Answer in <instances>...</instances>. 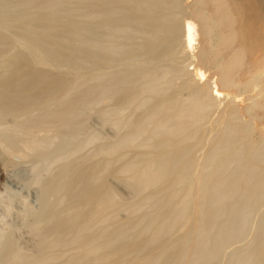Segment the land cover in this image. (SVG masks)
<instances>
[{
  "label": "bare ground",
  "instance_id": "bare-ground-1",
  "mask_svg": "<svg viewBox=\"0 0 264 264\" xmlns=\"http://www.w3.org/2000/svg\"><path fill=\"white\" fill-rule=\"evenodd\" d=\"M23 1L20 0L21 3ZM25 1H24V3H25ZM27 1H28L29 4L30 3H33L32 0H27ZM27 1H26V3H27ZM29 1H31V2H29ZM34 1L35 2L33 3V5L38 0L37 1L34 0ZM39 1H38V3H39ZM62 1L63 0H58V1L55 0L56 3H54V1H51V0H48V1H45L44 0V4L42 3L43 1L42 2L40 1V3H42V4H40V3L38 4L37 3V5L36 4L35 5L37 7H39V8H40L39 5H42V6L44 5V7L41 6V8L43 10L40 9V11H39L38 8L36 10H38L41 13L43 11V13H44L45 11L48 12L49 10H50V12H53L59 6H60L59 7L60 9L61 8L64 9V7H66L69 4V2H67L68 4L64 5V1H63V3H62L64 5V7H63L62 4L59 5V3H61ZM66 1H68V0H66ZM79 1L81 2V0H79ZM87 1H90V0H86L85 3ZM119 1H121V2H118V3L122 4V7L120 6L119 8L125 9V10H122L125 13H127V12L136 13V12H139L140 11L139 13L142 12L143 15H138V16L139 17L142 16L143 17V18L141 17L142 19H144V17L149 18V19L152 16L153 17L149 21L150 23L151 22L152 23L150 25H148V27L146 25L145 28H144V26H142V27L139 26V23H140L139 20H141V19H139V17H138L139 20L135 18L137 22L133 21L134 23H131L130 24L131 27L134 28L133 29L134 31L131 30L134 33H132L129 30V29H132L131 27L130 28L128 27L130 25L127 24L128 25L127 26V29L129 30V32H128V30H126V26H125V28H123L124 29L123 30V29H120V26L121 25L117 24L118 27H119V29H120V31L122 30V32H123L122 33V32H120L118 30V32H119L118 33L117 32V29L118 28L115 25V27H116L115 29H116V32L118 34H120V35L122 34L121 36H123L125 34L124 32H127V33H129V35L130 34L132 35V40L135 38V35L136 36H139L140 35L141 37H144V39H140L141 38L140 37L138 41L145 40V38H147V39H150L151 38L150 41L146 39L147 41H145V42L147 44L143 43V44H145L144 46H146L145 49H147V47H148V49H150V48L152 49V50L150 49L151 51L157 49L158 46H160V45H158V43H156L157 40L158 41L160 40L161 46L163 45L165 47V49H167L166 46L164 45V43L165 44H166V42L168 44H169V42L174 43V42H177V40H179L182 37L184 39V41H185L186 48H184L182 51H180V53L182 52L183 54H185L184 61L187 62V64L189 65L190 68H191V66L193 67L192 69H189L188 70V67H187L188 65H187L186 66V69L184 68V70H186V75H185L186 78H185V80L181 84L180 88L176 92H174L173 95L171 94L172 96H169L168 95L169 97L168 96L165 97V99L163 100V104L164 105L162 104L160 106L162 109L159 108V107H157V111L158 112H154L153 113V111H152L153 114L147 116L146 119L144 118L145 116H143V120L141 119L142 122H140L141 124L139 123L140 125L138 124V126H137L138 128L136 127L137 128L136 129V132H134L133 135L129 133L130 136L126 138L127 139L126 141L125 140H122V143H124V145H123L124 148L123 149H127L126 147H129V149H127L126 151L131 150L130 148H134L133 149V152H135V151H138L139 152V150L141 148L140 151H142L143 154H144L145 146L143 147V149H144V151H143L142 144L144 145V144L147 143L145 139H147V138L148 139H151L150 141H148V139H147V141H148L147 144H149V146H150L151 141L154 144L157 143V142H155V140L153 141V139H156V138L157 139H160V138H162L161 136H163V141H162V139L161 140H158V144H160L159 141H162L161 144L159 145V147H160L161 150H159L158 145H156L158 147V149H156L157 147H153L154 144L152 146L153 148H151V146H150L151 149H154V148L156 149L154 151H157L158 152V150H159V152H161V153H162V149L167 152L168 149L171 148L172 145H175V144H176L177 147H179L180 144L183 145L184 143L185 144L186 143L187 144L188 143H192V141L194 139H196V136H197L198 132H200V130L202 128H204L211 121V119L218 112V110L220 109V107L222 105H225L224 104L225 102H226V105L223 106L224 107L223 110L220 109V111H219L220 114L218 113L219 114L218 120L217 121H213V122H215V125H213L214 128L211 130L212 132H210L211 133V139H210V141H208L207 144H202V145H201V143L198 144L199 142H201V140L199 142H197V144H198L197 146L198 147H199V145H201L202 147L205 148L204 151L207 150L206 148L209 149V151L207 150L208 151L207 152L208 154L205 157H202V159L199 158L197 160V158H196L198 156L197 155V156H195L196 159L193 156H189V158L191 159V161L190 160H187L186 159V158H188L187 157L188 156L187 154H189V152L191 150L190 147H188L189 150L186 149L187 146L184 147L185 150H183V148L180 150L181 147H179L178 150H173V149H175L174 147H176V146H174L171 149L173 151H176V154L174 152V155L173 156H170V155H172V154H170L169 157H168V156H166V152H165V155H164V151H163V154L162 155H164V156H162L160 154L161 157L158 156V158L154 157L153 156L154 154H151L152 156L148 158V156H149L148 154L149 153L148 152L147 153L145 152L148 156L146 155V157H145V154H144V157H142L144 159H141V155H142L141 152H139L140 153V158H139V157H136L139 154H137V153L134 154L133 152H131V151L129 152L128 151V153L131 156L136 155V156H133V157L137 158V160L140 159L142 161L143 160L146 161V158H148V159H150L152 157L154 158V160L152 159L153 161L151 160L150 162L147 159L148 161H146V164L143 165V166H142V164H144L145 162L143 163V162L140 161V163H141V168H140V166L138 165L139 164L138 161L135 160V158H132L130 155L128 156V154H127V152L125 150H124V152H126V153H120L122 151H118L119 154H121L122 157H125V156H126V158H127V156L129 157L128 158L129 159V163L125 162V163H127V164H125V166L127 165V167L124 166L125 169L127 170V172L129 170L131 171L132 169L135 170L134 168H136L137 171L140 170L138 172L135 170L137 172V175H136V173L133 174L132 176L130 175L132 178H133V176L135 177L134 179H132V181L134 180L132 183L134 185L136 184L135 186L137 188L134 186L138 190V191H136V193H137V195L139 197L141 196V199L140 200H138L137 202L134 201L135 204H133L134 202L133 203H130L131 204L130 207H128L130 205L129 203H128L129 205L126 204L127 207H128V209H130L131 213H130V211L128 209L125 208L126 207L125 204H124L125 205L124 206V205H122L123 203L121 204V201L120 202L117 201V200H119V197L117 198V196H115L117 194H115L114 191L113 192H114L115 195L113 194L112 191H109V190H111V188H109V187H108L109 190L108 189L102 190V187L103 186L101 185L102 186L101 187V190L102 191L99 190V192H97L96 194L95 193L93 194V192H92V195L90 197H89V194H88L87 195V197L89 198L88 202H86L87 200L86 201L83 200L84 198L81 199L79 197V195H77L78 192L76 190L77 193L74 192L73 195L75 197L77 195V197H79V199H75L74 196H73L74 197L73 199L79 201V202H77V205H78L77 207L80 209L82 202H84V203L86 202L85 203L86 205L84 204L85 205L84 208H83L84 205L82 206V208H83L82 210H77L78 208L76 209V207H74L72 205L76 209V210H74L72 208L73 209L72 211H77L76 215L73 214L75 212H71L69 210L71 212V213L70 212L69 213L70 214H73V215L70 216L68 214V218H66L67 216H64L66 218V220L68 219V220H72V221H69L68 222L64 218H62L63 220H62V222H61L62 224H61L59 221L61 219L60 216H62L63 214L60 215L59 217L57 215V217L60 218V219H58V218H56V219H58L57 221L61 225H60L59 228L57 227V229H55L56 227H54V231L56 230L55 233L52 232V233H54L53 234L54 235V237H53L54 242L51 241L50 242V245L52 244V247L53 248H55V247L58 248L59 246L62 248V245L63 244L66 245V243H69L67 245V247L68 246H71V248H73L72 249L73 251L71 249L70 250L73 253H74V250L76 249V250H79V254L82 252L83 254H86V256H87V253L88 254L90 252L92 253V251L94 250L95 245H97V244H98L97 245L98 247H101L102 248V246H103V248H104L103 250H105V248H106L105 244L111 243L110 241L115 242V241L119 240V238H121L120 240H123L121 236H124V238H125L126 237V234L127 235L129 234V233H126V231H125L126 229L123 230V226H121L122 225V221H121V224H120V222L118 223V220H117L119 218L118 217V214H121L120 213L121 211H126V212L129 211L131 218H129L128 220H130V219H132V216H134V214L136 215L135 217H137V213L144 206V208L141 211L143 213V211L145 210V208L148 207V204H149L150 207H151V205L153 206V210H156L157 208H155V207H157L158 204L160 205V202L157 201L158 204L156 205L155 199L156 200H160L162 197L165 199V195L164 196H161V198L158 197V195L159 194L162 195V193L164 192V190H166L165 192H167L169 190L171 191V189H165V186L163 184L165 180L167 181L169 179V182L171 180H173V182H174L173 183L171 181V184L173 183L174 185L172 184V185H169V186H168V184H170V183L168 181L165 182L166 185H167V187H169V188L174 187L175 189H176V187L177 188L179 187L181 189V187L183 185L185 186V184L187 182V179L190 176H192L193 174H195V173H193V174L190 175L189 173H191L193 171L194 172L196 171L197 176L195 177L193 175L195 177V183H194V185H192L191 183H189L188 185H191V187L189 186L190 189L187 190L188 193L187 192H185L186 194L184 193L186 197L188 196L185 199L190 198V196L193 197V205L192 206L194 207V210L190 206L191 207V213H190V215H187V213L189 214L190 210L188 208L189 205L188 206H185V205H187V202L190 203V201H191L192 198L189 201L186 200L187 202L182 199L183 201H185V203H184L185 205L183 207L184 209L178 208L179 209L178 212L177 213L174 212L175 214L172 215V217H170V215L168 217V215L166 214L167 215L166 218H169L170 219V220L169 219L166 220V222L164 220V222L167 225V227H169L168 231H167L166 228H165V231L162 230L164 228V226H166V225L163 224L164 222H163V219L161 218L162 219V222H163V223L162 222L161 223L164 226L162 228L161 227L162 225L160 226V224H159L160 227H158V228L159 229L161 228V230L163 231L162 232L160 230L161 233H163L162 235H164V232L166 233L165 235H167V233L170 232V230H172V228L170 229V226L172 224H169L170 225L169 226L168 225L169 222L170 223L173 222V225H174V222H176L177 220L180 221L179 219H181V218L183 220L184 219L183 217H185V216H188V221H189V223H188L189 225H187V226H189L188 229L185 226V224H184V226L186 228L185 229L182 228L183 229V232H185V233H183L184 236H182L183 234L181 233L182 234L181 235L182 238L180 237L181 241L178 242L179 238L175 239L177 237V235L174 238V240H177L178 245L176 246V243H177L176 242V243H173V245L175 244V246L172 247V240L173 239L171 240V243H168V245L170 247H172V249H174V247H175V251H174L175 253H174V255H172L173 254V251H172V253L170 252L172 258L169 257V261H171L170 259H172V261L169 263L168 259H166L168 257V255H169V253H166L165 251L164 252L166 254H164V255H167V254L168 255H167V257L164 256V258L168 262L163 261L164 259L162 261L165 262V263H169V264H207L209 262L210 263L211 262L213 263V261H216L214 259H216L217 256L219 254H221V252L223 254V251H225L227 249V247H229V246L231 247L232 245H235L234 242H236L235 241L236 239L238 240V237L239 236H243V235H241L242 234V230L244 231V233H246V236L245 237H247V232H249V231L243 229L244 228L243 223H244V221H247L246 218H249L250 219V220H248L249 223H252L254 221L252 219V217H254V215L252 217L251 216L248 217L247 214L248 215L249 214H253L254 213V210H256V209L253 210V208H256L259 204L260 205H263L261 203L264 200V0H163V2L165 4H163L162 1H161V3L163 4V7L164 8H162V6H161V9L160 10H157V11H154L155 9H157V7L154 8L153 3H152V6L153 7H149L151 5H149L148 2L147 3L146 2H143V0H119ZM150 1L151 0H149V3H150ZM152 1H154V0H152ZM3 2L1 1L0 7H3L5 9V7L7 5H10L9 6L10 8H11L12 5L14 7L15 4L18 3V0L16 2L15 1H11L13 3L15 2V4L11 3V4H7L6 6H2V3ZM8 2L6 0V2L4 4H6ZM70 2H72V0ZM83 2H84V0H82V3ZM24 3H22V5L25 6L26 3L25 4ZM28 3L26 5H28ZM85 3H84V5H87V7L91 5V4L88 5L89 2L87 4H85ZM92 3H93V1H92ZM95 3H96V1H95ZM118 3L115 2V0H108V1H106V0H97V3H96V5H97L96 7L97 8H94V9H95V11L97 10L100 15H103L104 14L103 17L109 16L110 18H112L110 15L111 14H114V13L112 12V10H110V8L112 6L118 7V5H119ZM46 4L47 5L48 4H52V5L58 4V5L55 6L54 9L52 8V6L48 5V9L49 10H46L45 9ZM75 4H77V3H75ZM155 4H157V6L160 5L159 3H157V1H155ZM22 5L20 4V6H22ZM69 5H71L72 7H75L74 3H71ZM80 5L81 4H79V7L78 6H76V7L79 8V9H80V7L82 8V6H80ZM92 5H94V4H92ZM145 5H149L148 6L149 8L147 6L145 7ZM36 6H34V7H36ZM13 7L11 9L13 11H16L14 13H17L18 4L14 7L15 9H13ZM28 7L29 6H27V7L25 6L24 9H27ZM32 7L33 6H30L29 8H31V10H32L33 9ZM3 8H0V9L3 10ZM22 8L23 7H21V9ZM29 8L27 10V12L29 14L31 12H32L31 13L32 15H33L34 12H36V13L39 14V12L36 11L35 9H33L31 11V10H29ZM70 8L71 7H68V10L67 11H69ZM159 8H160V6H159ZM8 9L9 8L7 6V9L6 10L7 11H9V10L11 11V9H9V10ZM65 9H67V7ZM88 9L93 12V14H92L91 11L89 12V14L91 13L92 14L91 16L93 17L94 14H95L94 13V10H93V6H92V9H90V7H88ZM6 10H4V11L7 12ZM120 10L118 12L119 13L118 14L119 17H121V16L123 18H124V16L126 17L125 13L123 15L121 13V15H120V12H122ZM25 11L26 10H24L23 12H25ZM59 11L61 12V10H57L56 13H59ZM67 11L64 10V12H67ZM113 11H114V9H113ZM47 12H45V14ZM106 12H108L109 15ZM153 12L154 13L156 12V13L153 14ZM21 13H22V11H21ZM21 13H19V14H21ZM105 13H106V15H105ZM7 14H9V12ZM129 14L127 16L128 18L131 15V14L130 15ZM17 15L15 14V16H17ZM32 15L30 17H32ZM87 15H86V17H87ZM95 15H96L95 16V19L96 18L99 19L97 17L98 14H95ZM100 15H99V17H100ZM114 15L117 16V14H114ZM22 16H26V15L23 14ZM40 16H42V15L40 14ZM18 17H20V15ZM35 17H37V15ZM92 17L90 19H92ZM22 18H24V17H22ZM131 18H133V17H131ZM70 19H72V18H70ZM103 19H105L103 23H106L105 21L106 20L108 21L109 18H107V19L106 18H102L100 20L103 21ZM124 19H126V18H124ZM73 20H76V19H73ZM85 20H87V19H85ZM92 20H94V19H92ZM100 20H99V22H97L98 20L97 21L94 20V21H96L97 23H100L101 22ZM144 20L143 21L145 23H148V21H146V19H144ZM76 21H78V20H76ZM79 21H82V20H79ZM113 21L114 20L112 19V23H113ZM143 21H142V25H143ZM85 22H87V21H85ZM108 22L106 24H108ZM122 22H124V21H122ZM173 22L174 23L177 22L176 23V26H174V23ZM74 23H76V22L74 21ZM126 23H128V22H126ZM129 23H130V20H129ZM170 23L173 24V26L171 25V27H174V28L171 29L168 32L169 28H168V25L167 24H170ZM84 24H86V23H84ZM113 24H115V22ZM34 25H37V24L35 23ZM110 25H111V23H110ZM123 25H122V27H124ZM76 26H78V25H75L74 27H76ZM88 26L90 27V25H88ZM55 27H56V25H55ZM136 27H137V29H135ZM140 27L143 28V29H146L147 31L150 29L149 33L151 32V34H152L153 37L150 36L151 34H148L147 35L148 37H147L146 34L148 32L144 33V35L146 37L143 34H141V31H139V30H142V29H140ZM42 28H44V27H42ZM52 28H53V26H52ZM105 28H106L107 32L108 31H111L113 29V28H108V27H105ZM89 29L91 31V27ZM94 29L96 30V27L95 28L93 27V30ZM109 29H111V30H109ZM52 30L53 29H51V31ZM84 30H82V31H84ZM97 30H96L97 32H96L95 35H98V32L101 30L100 26L97 27ZM137 30L140 33H137L136 34L135 32H138ZM48 31H49V29H48ZM74 32H77V31L74 30ZM84 32H86V31H84ZM84 32H82V33H84ZM93 32L95 33V31H93ZM114 32H115V30H114ZM142 32H144V31L142 30ZM41 33H42V31H41ZM68 33H67V35H68ZM78 33H79V31H78ZM94 33H92V34H94ZM102 33L103 32H101V34ZM69 34L71 36L70 35H68V36H70L71 38H73L72 36H74V35H72V34H74V33H69ZM111 34L114 36L116 33L115 34L114 33H110V35ZM76 35H78V34H76ZM76 35H75V38H76ZM85 35H87V33L86 34L84 33V36ZM88 35H87V37H88ZM112 35L110 37H112ZM129 35L127 34V36H126V38L128 40H130L129 38H131V36L128 37ZM2 36H4V35H2ZM2 36L0 37V39H1L0 40V43L1 42H4L2 40ZM28 36H30V35H28ZM68 36H66V37H68ZM80 36H82V35H80ZM80 36H78V37L81 39ZM106 36L109 37V34L108 35L106 34ZM116 37H113V38H116ZM118 37H120V36H118ZM157 37H158V39H157ZM63 38H65V37L63 36ZM86 38H84L85 39L84 41L87 40ZM92 38L94 39V37H92ZM154 38H155V40H154ZM80 39H79L77 45L79 43L80 44L83 43V41H82L83 39H81V40ZM61 40H62V38H61ZM96 40H98V38ZM99 40H100V38H99ZM115 40H118V39L116 38ZM152 40H154V41H152ZM133 41H135V39ZM133 41H129V42H133ZM138 41H136V42H138ZM101 42H103V40H101ZM101 42L99 41L100 44L99 45H96L95 47L100 46L99 47V48H101L100 52L101 53H104L106 49L103 50L104 52H102V49H103V47L106 48V46H103L102 47L101 44H103V43H101ZM196 42H197V47L195 46V43ZM88 43H90V41H88ZM172 43H170V44H171V46L173 48L170 46V47H168V49L169 48H172L174 50L176 45L173 46ZM4 44H5V42H4ZM93 44H94V41H93L92 44L90 43L91 46ZM95 44H98V41ZM84 45H85L84 43H83V46H82V44L80 45L82 49H83V47L86 46V45L85 46ZM90 45L88 44V46H86L85 48L91 47ZM134 45H133V47H135ZM137 45H138V43H137ZM142 45H141V49L145 50L143 48L144 46H142ZM177 45H179V44H177ZM40 46H42V45H40ZM161 46H160V49H161ZM11 47H12V45H11ZM11 47H8V49H10ZM121 47H124L123 46V42H122V46ZM121 47H120V44H119L118 49H115L114 50V53L117 54L116 50L125 49V47L124 48H121ZM194 47H196V49H198L196 53L194 52V49H195ZM3 48L5 49V46L4 45H3ZM4 49H2L1 51L3 52ZM89 49H86V50L90 51ZM141 49L140 48L139 49L138 48L137 49L135 48V50L136 51L138 50V52ZM172 49L171 50L169 49V50L172 52ZM94 50H96V49H94ZM108 50H110V51L108 52L106 50L107 53H111L110 55L113 56L114 55V54H112L113 51L111 52L112 49L109 48ZM130 50H131V48H130ZM157 50H155L156 53L158 52ZM46 51L48 52V50H46ZM98 51H99V49H98ZM124 51H122V52L124 53ZM131 51L133 52L134 50H131ZM49 52H51V51H49ZM63 52H64V50H63ZM95 52L93 51V53H95ZM100 52H96V53H100ZM126 52L124 53L125 55L127 54ZM138 52H136V53H138ZM142 53H145L146 54L147 52L144 51ZM154 53L151 56H154ZM116 54H115L116 57H119V55L120 56L122 55L121 54V51H120V54H118V55H116ZM139 54H141V53L140 52L138 53V55H137V57L139 56L138 58H142L141 56L144 55V54L143 55H139ZM160 54L164 55L163 53H160ZM48 55H47V57H48ZM74 55L76 56V54H74ZM99 55L98 56L96 55V56L99 57ZM128 55H126V56H128ZM156 55H159V53H157ZM162 55H159V56H162ZM132 56L135 57V54L132 55ZM51 57H50V59H51ZM56 57H57V55H56ZM69 57L71 58V56H69ZM93 57H94V55H93ZM157 57H155L156 60H157ZM61 58H59V60ZM78 58H80V57H76V59H78ZM89 58L90 59H95L96 57H94V58L89 57ZM151 58H150V60H151ZM159 58L160 57H158V59ZM26 59H28V58H26ZM65 59H64V61H65ZM103 59H106L107 60V58H105V57ZM72 60H73V58H72ZM82 60H83V58H82ZM100 60H101V58H100ZM106 60L104 62H106ZM75 61H77V60H75ZM60 62L62 63V61H60ZM71 62H70V65H71ZM14 63H15V65L17 64L16 62H14ZM26 63H27V61H26ZM84 63H85V61H84ZM93 63L96 64V61L93 62ZM76 64H78V63H76ZM86 64L91 65L90 63H87V62H86ZM19 65L17 64L16 69H18V68L20 69V67H18ZM28 65H29V63H28ZM22 66H23V64H21L20 71H17L15 73V75H13V73H9V74H12V76H13L11 80H10V78H5L6 76L4 77L5 79L10 80V81H9L8 84H6V82L5 83L3 82L6 86H4L2 88V90H0V112H3V113L5 112L4 110L6 108H3V107H7V109H10L11 110V111H8L7 110V112H5V113H10V112H12V110L17 109L16 111L18 113H20V114L24 113L25 114V115L24 114L23 115H20V116H22V118L23 117L25 118V116H29V117L32 116V113L30 112L31 111L30 109L32 107H37V109L40 112H41V110L39 108H41L42 110H44V108H45L44 112L43 111L41 112V113H43V114H41V117L38 115L39 116V119L38 118L36 119V117H35V119H36L35 120L34 117H32L35 120V121H32L33 119L31 120L30 119L31 117L30 118L27 117L28 119H30L28 121H30V122L32 121L31 123L28 122V121H25L26 119H24L23 121H25V124H23L24 122H22V123L19 122V124L21 123L22 124L21 126H24V125H26V124L29 123L28 124V126H29L28 127V131H30L29 130V128H30V129L34 130L33 132H37V131L42 132L41 133L42 135H43V130H46L47 129V133H48L49 130L61 128L64 125L67 126L68 120L71 121V123L69 122L68 126L65 127V128H69L70 129L72 127L71 128L72 130L75 129L76 127L75 128H73V127L76 126L77 123H76V125H74V122H77L79 119H78V117H76V119H78V120L77 121L74 120L75 118L73 117V114H74L75 111L77 113L79 107L82 108L81 105H83V104L86 103V102H84L85 101L84 97L86 98L87 95L85 96L84 94H87V93L84 92V91L80 92L79 91V88H78L79 86L76 85V86H78L77 87L78 90H77V88H76V90L79 91L80 93L77 92L76 90H73V88H71L74 91V93H75V94H72L73 91L70 90V87L69 86L67 87V85H68V84H66L67 82L66 83L62 82L61 78H59V77H53V75H52V77H48V76H40V77H37L38 74L34 75L35 73L33 74L32 71H31L32 73L29 72L24 66L23 67ZM163 67H165V66H163ZM176 67H178V66H176ZM36 69L39 70V68H36ZM36 69H35V71L37 72ZM179 69L175 68V66H172V68L169 67V68H163V69H161V71L158 70V72H161L160 74L158 73L159 75H157V71L156 70H155L156 71L155 72L156 75H153V72H152V76L148 73L149 74V77H148V74H146V76H147L146 78H149L150 79L148 85L150 83L153 84L154 82H158L156 84H158L159 86L157 85V88H156V84L155 83L152 86L151 85L147 86V81L149 79L148 80L147 79L143 80L144 78H142V80L144 82L147 80L145 82L146 85H145V83L143 84V85L147 86V88L145 86H144V88L147 90L148 88L149 89H152V87H154V91L152 89L151 91H153V92L151 94H155V95L157 94L156 97H158L159 94H162V93L165 94L166 91L163 89L165 85L164 86L162 85L163 86V88H162V86L160 87V83L159 82L160 81L161 82L164 81V83L166 82L168 85L171 84L172 82H175L174 81V79H175L174 77L177 74H178L177 75L178 76L177 78H179L181 74H185L182 71L183 70V67L181 68V71L182 72ZM142 70L141 71L138 70V72H140V73L145 72V71H142ZM147 70L148 69H146V72H147ZM41 71L42 70L40 69V72ZM43 71H45V70H43ZM135 72H133V75H134ZM179 73H180V75H179ZM42 74H44V73H42ZM130 75H131V73H130ZM135 75L137 76V78H138L137 80L139 82L140 81L142 82V80H141V77L142 76L145 77V75H141L140 80H139L138 74L136 73ZM119 76L120 75H118V77ZM127 76H129V75H127ZM127 76L125 75V78H123L124 77V75H123V77H122L123 80L126 79ZM106 77H108V76L106 75ZM129 77L134 78L133 76H129ZM98 78L99 79H96V80L98 82H100V77H98ZM104 78H105V76H104ZM109 78L111 80H113V81H111V84H113L112 82L117 81L119 83V85L122 86L121 85L122 83L119 82L118 79L115 80L116 79L115 77L112 76V78L111 77H109ZM121 79L119 78V80H121ZM37 80H39V81H37ZM102 80L103 79H101V82H102ZM104 81H105V79H104ZM128 81L127 82L126 81H123V82H126V84H127ZM131 81H129V83H128V88H129L130 84L132 86L133 83L139 85L138 82L136 83L133 80L134 82L132 83ZM151 81H153V83ZM19 83H20V85H21V83L25 84V87L22 90L19 89L20 88V86H18ZM75 83H73V84H75ZM105 83H107V84L109 83V85H110V82L109 81L108 82L106 81ZM0 84H1V82H0ZM73 84H71V87H73ZM92 84L94 85V83L91 82V85ZM79 85H80V87L83 88L86 84L84 86H81L82 84H79ZM102 85L101 86L99 85V87L100 88L103 87ZM105 85L106 84H104V87L103 88L106 89L107 88L106 86H108V85H106V86ZM114 85H115V83H114ZM168 85H167L168 88L166 86L165 87L167 89L170 88L172 90V88L170 87V85L169 86ZM17 86H18V89H17ZM55 86H57V88H58V86H60V91L59 90H56V91H59L60 92L58 98L55 96V99H57V101H55V103L57 102L56 109H50V108L53 107V106L52 107L50 106V104H53L52 103L53 100L51 101L49 99L47 101V102H49L48 103L49 105L48 104L46 105L48 107H44L43 102L40 103L41 102V99H42L40 97H42L44 94L46 96V94H47V96L49 95L48 98H52L53 92L56 93L55 92V89H57ZM111 86L114 87L113 88L114 90L112 89V87H110L109 93L111 92V90H112V93H113V91H116V89L118 90V93H119L120 90L115 87L116 85L115 86L111 85ZM135 86L133 85L132 87L135 88ZM140 86H142V84ZM140 86L137 87V90L140 89ZM89 87L90 88H93V89H90L91 91L94 90V86L93 87L89 86ZM96 87H98V86H96ZM123 88L125 89V88H127V86L126 87H123ZM123 88L120 87V89L122 91H123ZM133 88L129 89L128 92L126 93V95L123 92H122V94L119 93L121 95L124 94L123 97H122V98H124V100L123 101L122 100H119L120 101L119 104H122L121 105L122 108H120V107L118 108V106H120V105L116 102L118 104V106H117V108L115 107V109L113 111L114 112V115L119 114L121 116V114H122V113L119 112V110H117V112H116L117 114H116L115 113L116 109H120V110L122 109L121 111L123 112V114L126 115L125 111L128 110V107L129 106H131V102H132V104H134L136 102V101H134V99L136 97L135 94L138 95L139 92H140V90L141 91L143 90V94L146 93L145 92L146 90L144 91V88L138 90L139 91V92L137 91L138 93H136V90L133 89ZM158 88L159 89L162 88V90H156ZM99 89H98V91L100 92ZM80 90H81V88H80ZM95 90H96V88H95ZM104 90H103V92H104ZM107 90L108 89H106V93L108 95L107 96L105 95V96L108 97V98H110L111 96L109 95V93L107 92ZM173 91H175V90H173ZM94 93L96 94V92H94ZM141 93L142 92H140V95H142L144 98H146L145 100H147V97H148L146 95L147 93L145 95H143ZM76 94H78V96ZM95 94H93V97L94 96L96 97L97 94L96 95ZM99 94L102 95V96H104L102 94V90H101V92ZM114 95H116V94H114ZM121 95H119V96H121ZM148 95H150L149 92H148ZM116 96H118V95H116ZM142 96H138V97H142ZM154 96H151V97H153V99H154L155 98ZM98 97L99 96L97 95V101L98 102L100 101V103H101L102 100H104V98L100 97L99 98L100 100H98ZM112 97L114 98L113 95H112ZM88 98H89V95H88ZM88 98H87V100L89 101ZM144 98H142L141 102L143 101ZM45 100H47V99L45 98ZM93 100L90 99V101H91V102L89 101L90 104L92 103ZM109 100H111V99H109ZM160 100H162V99H160ZM94 101H93L94 105L97 106L98 105V102L95 103ZM106 101H107V99H106ZM147 101H149V99ZM93 103L91 105H93ZM142 103L145 104V103H148V102L145 101V102H142ZM154 104H156V103H154ZM140 105H141L140 103L139 104L137 103V106L138 107ZM55 106H56V104H55ZM84 106H86V105H84ZM95 106H93V107H95ZM145 106H147V105H143V107H145ZM155 106H157V105H155ZM87 107L90 108L89 106H87ZM87 107H84V108L87 109ZM18 108L21 109V110H24V111H20V110L18 111ZM140 108H142V107H140ZM2 109H4V110H2ZM123 109H126V110L123 111ZM135 109H138V108H135ZM159 109H161V110L159 111ZM154 110H155V108H154ZM79 111H80V109H79ZM79 111H78V113H79ZM134 111L135 110H133L132 112H134ZM81 112H83V109H82ZM5 113H4V115H5ZM18 113H17V115H19ZM13 114H14V111L12 112V115ZM15 114H16V112H15ZM17 115H15V116L17 117ZM35 115H36V113H35ZM79 115H81V113H79ZM119 115H117L118 118H119ZM6 116H7V114H6ZM33 116H34V114H33ZM70 118H73V119L70 120ZM20 120H21V118L18 119V120H15V121L17 122V121H20ZM122 121H124V119ZM120 122H117V123L120 124ZM213 122H212V124H213ZM17 125H18V123L16 124V126ZM70 125H71V127H70ZM12 126H13V124H12ZM12 126L10 125L9 127H11V128L8 127V129H10V130L13 129L14 130L16 128L15 126H13V128H12ZM6 127L7 126H4L3 128L5 129ZM19 128H21V127L19 126L18 129ZM23 128H22L23 131H25V126ZM4 129H2V130H4ZM8 129H7V131H10ZM66 130H68V129H66ZM72 130L71 131L70 130L69 131H66V132H69V133H67V134H69L67 136H66L65 131L62 130V132L65 133V135L61 132V134L63 135V137L62 136H60V137L62 139L64 137H66L65 139H68L67 138L68 136L69 137L70 136L72 137V135H73ZM209 130H210V128H209ZM5 131L6 130H4V132ZM20 131H21V129L19 130V132ZM53 131H55V130H53ZM57 131H58V133H55V135L60 133V130H57ZM25 132L27 133V131H25ZM31 132L32 131H30V133L28 132V134H31L32 135ZM70 132L72 133V135H71ZM201 132H203V131H201ZM207 133H209V132H207ZM207 133H206V135H208ZM37 134H38V132H37ZM37 134L35 133L36 137H37ZM31 135H29V137H32ZM38 135H40V133ZM59 135H58V137H59ZM201 135L199 137H201ZM25 136H26L25 138L27 139L28 138V135L25 134ZM127 136H128V134H127ZM143 136H145V139L143 138ZM158 136H159V138H158ZM71 137L69 138V140L71 139ZM199 137H197V139H200ZM206 137H204V138H206ZM41 138L39 139V141H40V143L38 145L39 148H41L40 146H44V143L42 144ZM139 138L145 140L146 143H144V141L141 140L143 142V143L141 142L142 143L141 144L140 141H139ZM204 138H203V142H204ZM29 139H31V138H29ZM32 139H33V137H32ZM32 139L30 141H32ZM34 139H33V141H34ZM30 141H27V142L30 143L28 145H33L34 143L32 142V144H31ZM137 141H139V142H137ZM205 141H206V139H205ZM27 142H26L25 146L27 145ZM122 143L120 142L119 145L117 143V145L116 146L114 145V147H112V148L114 149L115 147H118V149H119V147H121L120 144H122ZM139 143H140V146H141V147L139 146L140 148L137 147V145H136V144H139ZM134 145L137 148H139V150H137ZM194 146H196V144L195 145L193 144V147H191L192 150L194 149ZM197 146H196V148H198ZM26 147H29V146H26ZM177 147H176V149H177ZM30 148H31V146H30ZM112 148H110L109 150H111ZM147 148H149V147L146 145V149ZM150 148L147 149V150L150 151L151 150ZM1 149H2V147H1ZM113 149H112V151H109V152L107 150V153L108 154H106V151H104V152L101 151V152H99L100 154H98V155L100 156L101 153L103 152L104 157L113 156V154L115 155V152H116V149L117 148L115 150H113ZM171 149H169V150H171ZM32 150H33V147H32ZM34 150H35V148H34ZM1 151H3V150H1ZM6 151L8 152V149ZM173 151L171 153H173ZM195 151H197V150H195ZM195 151L193 150V151H191V153L192 152H195ZM112 152H113V154H112ZM168 152H170V151H168ZM3 154H5V150H4V153ZM6 154L9 155L8 153H6ZM103 154H102V156H103ZM122 154H125V156L122 155ZM157 154H155V156H157ZM205 154H206V152H205ZM116 155H118L117 152H116ZM118 156H120V155H118ZM130 157H131L132 160L130 159ZM191 157H193L194 159H192ZM219 158L222 159L221 160V164L218 163V162L217 163L214 162L213 163V166L214 165L217 166V164H219L220 166H218L217 168H214V170L212 168L213 171H210L211 173L208 171L209 172L208 173L207 172V169L205 170L204 167L207 164H209L210 162H213L214 160L215 161H218ZM130 161H133L134 163L137 162L136 165L138 167L133 162H131L132 164H130ZM75 168H77V166H75ZM75 168L72 171L73 174L70 171L72 175H74V172L77 170ZM99 168H100V166H99ZM206 168H208V167H206ZM103 169L104 168L99 169L101 175H105L106 172H108V171L103 172V171L106 170V169L105 170H103ZM67 170H69V169H67ZM101 170H103V171H101ZM120 170H122V169H120ZM203 170H205L206 172L203 171ZM124 171L125 170L123 169V172ZM66 172H65V176H67V179L68 180L66 179V177H64L63 179H65V182H66V180L69 181L68 176L69 177H72V175H69ZM70 172L68 171V173H70ZM102 172H103V174H102ZM119 172H120V174L123 173L121 171H119ZM81 173H83V172H80L79 175H82ZM83 174H85V173H83ZM100 174L98 176V173H97V175H96V176H98V179L97 180H99V177H101ZM77 176L78 175H76V177ZM130 176H129L128 181L131 178ZM80 177H78V178L80 179ZM83 177H84V175H83ZM84 178L81 177L80 180L82 181V179H84ZM86 178L88 179V177H86ZM89 178H90V176H89ZM191 178L192 177H190L189 179H191ZM207 178L210 179V182L208 183L207 187H205V186L203 187L204 180L209 181ZM73 179H74V182H77L75 180V178H73ZM101 179L102 178H100V181H101ZM189 179H188L189 182H192V181L194 182V180H193L194 178L191 179V181ZM85 181L87 182V180H85ZM102 181H101V183H102ZM161 181H163V183ZM207 181H205V182L207 183ZM74 182H73V184H74ZM86 182L85 183L84 182L83 183H80L79 182L80 186H79V184L78 185L76 183L75 184L77 185V187L82 188V189L78 188L82 192L83 191V187H85V186H83L84 184L86 185V187L89 186V184L87 185ZM88 182H89V180H88ZM129 182H131V180ZM158 182H161L162 183V185H161L162 187L164 186V188H163L164 190H161V191H163L162 193H160V191H157L158 186H160V184H161V183L159 184ZM81 184H83L82 185L83 187H81ZM106 184H105V186H106ZM188 185L185 186V187L186 188H189ZM105 186H104V188H107ZM90 187H92V186H89L87 188H90ZM154 187L157 188L156 189V192L154 190ZM160 187H159L158 190L162 189V187L161 188ZM185 187H182V188H184L183 190H185ZM73 188H76V187H73ZM179 188H178V191L180 190ZM151 189H153L155 193L159 192V194L157 193L158 195L153 192L156 195V197L159 198V199L156 198L155 195H154V198H155V199H153L154 201H150L153 204H150V202L148 201L150 199L152 200V197H151L152 196L151 195L152 192H151V194H148V193H150L149 191ZM92 190H94V189L92 188ZM193 190L194 191H197L196 192L197 193L196 197L193 196V194L191 195V193H192L191 191H193ZM72 191H75V189L74 190L72 189ZM84 191H86V190H84ZM94 191H96V190H94ZM180 191H182V189ZM180 191L178 192L179 195L181 193ZM81 192H79L80 195L83 194V192H82V194H81ZM175 192H176V190H174V195L168 196V198H171L170 200H171V203L172 204L170 203V200L167 198V195L168 194H166V199H167V201L169 200L168 203L171 206L172 205H175V204H179L178 202L175 203V201L177 200V198H180V197L184 196V195H182L180 197L179 196L174 197V196L177 195V192H176V195H175ZM89 193H91V191ZM172 193H173V190L171 191L170 194H172ZM85 194H87V193H85ZM174 198H176V200ZM80 200H81V203H80ZM172 200H175V201L172 202ZM147 201H148V203H147ZM183 201H180V205L183 203ZM69 203H70V201H69ZM74 203H75L74 205H76V202L75 201H74ZM78 203H80V204H78ZM166 203L167 202L164 201V205H166ZM173 203H175V204H173ZM191 203H190V205H191ZM120 204H121L122 207L120 206ZM169 204H167V205H169ZM79 205H80V207H79ZM180 205H177V206L180 207ZM161 206H163V205H161ZM161 206H159V207H161ZM225 206H227L226 207L227 210H225V208H224ZM165 207L167 208V206H165ZM260 207H259L261 209L260 211H263L264 206H263V209H262V206H260ZM168 208L169 209H172V210L174 208V211H175V208L176 207L174 206V207L170 208L168 206ZM147 209H146L145 213L148 212ZM249 209H251V210L249 211ZM187 210H188V212H187ZM192 210H193V212H192ZM258 210H257V212H260ZM82 213H85L86 214V218H85L86 220H85V222L83 221V219L81 220ZM142 213H141V218L139 216L140 215V213H139V215H138L139 218H133L129 222L127 220L128 223H126L125 225H126V227L129 228V230L134 229L135 230L134 232H136V229H138V228H139V230H142V233H140L141 231L138 230V233H140L139 236H142L143 232L146 231V233H144V235L146 236L147 234H149V231H148L149 229L148 228L151 227V226L149 225V227L147 228L148 230L143 231V229H142V228H144L143 226H145V225L148 226V223H146L144 221V219L145 220L146 219H149V217H148L149 215L148 216H145L144 215L145 213L144 214H142ZM142 215H144V217ZM225 215H227V216H225ZM69 217H72V218L74 217V218L73 219L72 218L70 219ZM158 217H159V215H158ZM158 217H156V220H158ZM160 217H162V214H161ZM160 217H159V219H160ZM225 217L226 218H228V217L231 218V220H230L229 223H231V221L233 220V218H234V220L236 218L237 219V220H235L236 224H234V225L229 224ZM163 218H165V217L163 216ZM153 219H150V222H152ZM52 220H53V218H52ZM64 220L67 222V224H66V222ZM251 220H253V221H251ZM141 221H144V223H146V224L145 225H142L141 224ZM153 221H154L153 223L158 222V221L155 222V220H153ZM186 221H187V219L185 220V223H187ZM58 222L55 223V224H57V226H59ZM82 222H84V223H82ZM150 222H149V224H150ZM153 223H152V225H153ZM158 223H160V222H158ZM179 223H181V222H179ZM118 224H120V228L122 227L121 229L120 228H118V229L117 228L112 229L113 230L112 233H114V231H115V233H114V235L116 234L115 236H117V234H118L117 237L120 236L119 238L116 237V240H115V236L113 234H112V236H114V237H110L111 232L109 233L108 230L110 228L115 227V225H118ZM259 224L262 225L261 223H259ZM140 225L142 226V228L140 227ZM176 225H177V223L174 226H176ZM230 225H231V228L229 227ZM153 226H155V224ZM94 227L98 228V230L95 231V232L92 231V230H94ZM255 227H257V226H255ZM96 228H95V230H96ZM155 228L153 229V231L155 230ZM247 228L249 229V227H247ZM260 228L262 230L260 232L261 235H259V236L257 235V237L259 239L255 236L258 239V241L256 239L257 243L252 246L253 242H252L251 239H249V241H246L248 243L246 244V242H245L246 245L244 244L245 245L244 247H246L247 245L248 246L250 245L252 247H248L247 246V249H245V248L242 247L243 250L245 249V251L244 252H240L238 254H236L234 252L236 255L233 258L232 257H229L230 260H231L229 262V264H252L253 262H258L259 264H264V225H263V228L262 227H260ZM255 230H257V229L255 228ZM73 231H75L74 232L75 235H74ZM156 231H158V233H155ZM156 231L154 232L155 234L153 232L151 233L152 234V237L150 236L151 239L152 238H155V235H158L159 234L160 231L158 229ZM245 231H247V232H245ZM127 232H132V231H127ZM181 232H182V230H181ZM108 233L110 235H108ZM257 234H259V232ZM71 235H72V237H71ZM136 235H137V232H136ZM179 235H180V233H179ZM69 236L72 239H70ZM129 236H130V234H129ZM160 236H161V234L158 235V236H156V238L153 239L154 241H150L151 239H149V243H150L149 246L151 245L152 242L155 243V240L159 241L158 239L161 238ZM106 237L107 238H110L109 239V242H106V243L104 242V244H103L102 243L103 241H108V240H106L107 239ZM136 237H135V239H136ZM112 238H114V241L112 240ZM240 238H243V237H239V239ZM53 239L51 238V240H53ZM138 239L140 240L142 238L139 237ZM144 240H146V241H144ZM49 241H50V239H49ZM132 241H130V242H132ZM141 241L147 242V239L143 238V240H141ZM134 242H135V240H134ZM134 242H132V243H134ZM141 243H143V242H141ZM166 243H167V241L164 244L166 245ZM140 244L137 245V246H140ZM48 245H49V243H48ZM127 245L128 244H126V246ZM130 245H132V244L129 243V246L127 248H126V246H124V248H126V249H125V251H124V249H122L123 252L118 250L119 252H121V254H118L117 253V254H115L116 256L112 254V256L110 255V256L107 257L105 255L106 257H103V258L100 257V259L103 262V263L102 262L101 263L102 264H113L114 261L117 260V261H119V263L122 262L124 264L123 261H126V260L128 261V259H129V256L128 255H130V254L132 255V253H134V250L136 251V249H137V248L134 249ZM134 245H135V243H134ZM154 245L155 244H153V248L151 247L152 251H150V252H155L156 250L159 249L157 247H154ZM163 245H161L162 246L161 248H163ZM168 245H166L167 248L169 247ZM141 246H142V244H141ZM143 246H145V244ZM63 247H65V246H63ZM166 247H164V248H166ZM50 248H51V246H50ZM63 249L65 251H68L69 250V249H66V248H62V250H60L62 253L58 250L60 252L59 253L57 251V249L55 248L56 252H58V253L54 257L56 258V256H58V254H59V256H61L64 253ZM153 249H155V251H153ZM170 249L171 248H169V250ZM48 250H49V248H48ZM55 250L52 249V252L51 253H53V251H55ZM98 250H101V249H98ZM114 250L115 249H113V251ZM149 250H150V248H149ZM150 252L148 254H152ZM164 252L161 251V252H159L157 254L164 253ZM73 253H71V255ZM75 253H76V251H75ZM77 253L75 254L76 257H78ZM94 253H96V254L98 253L97 249L94 250ZM83 254H82V256H83ZM102 254H103V252H102ZM90 255H92V254H90ZM153 255L155 256V258H154ZM153 255H151V256H153L154 260H156V258H157L156 256L157 255H155V254H153ZM62 256H64L63 259L64 258H67V260H68V257H69L68 255H67L68 257H65V255H62ZM82 256L79 259H82L83 258ZM102 256H104V255H102ZM158 256H159V258H161L160 255H158ZM161 256H163V254ZM72 257L73 256H71V258H69V262H71V263H73L72 261L75 260V259H72ZM55 258L52 259V260H55ZM58 258L59 257H57V259ZM61 259H62V257H61ZM63 259H62V261H63ZM100 259L99 260L97 259L96 261L99 263V261H101ZM145 259H147V258H145ZM82 261H84V259ZM96 261L93 262V264H97ZM142 261H144L142 264H151L152 263V260L150 261V259L149 260H142ZM64 262H66L65 259H64ZM69 262H66V263L68 264ZM75 262H78V261L76 260ZM158 262H160L159 259H158L157 263ZM80 263H81V261L79 262V264ZM84 263L86 264L87 262H84ZM140 263H141V261H140ZM157 263H155V264H157ZM87 264H90V262L87 263ZM91 264H92V262H91ZM160 264H162V262H160Z\"/></svg>",
  "mask_w": 264,
  "mask_h": 264
},
{
  "label": "rangeland",
  "instance_id": "rangeland-1",
  "mask_svg": "<svg viewBox=\"0 0 264 264\" xmlns=\"http://www.w3.org/2000/svg\"><path fill=\"white\" fill-rule=\"evenodd\" d=\"M1 1L3 2L2 3V6H6L7 4H11V3H13V2H11V1H17V0H7V2L8 3H6V4H4L5 2H6V0H0V3H1ZM23 1V0H22ZM25 1V0H24ZM24 1L22 2V3H24ZM27 1V0H26ZM26 1H25V3H26ZM33 1V3L35 2L34 0H32ZM37 1V0H36ZM39 1V0H38ZM38 1L35 3L36 5H37V3H38ZM43 4H44V0H40ZM40 1H39V3H40ZM45 1H48V0H45ZM51 1H54V3H56L55 2V0H51ZM58 1V0H57ZM63 1H64V5H66V4H68L67 2H69V4H71V3H74V5H75V7H72L71 5H67L66 7H67V9H65L66 7H64V5L62 4L63 3ZM61 3H59V5L60 4H62L63 5V7H64V9L63 8H59V7H57L56 9L57 10H61V12L59 11V13H56V9L53 11V12H50V10L48 9V5H50V6H52V8L54 9V7L55 6H57L58 4H55V5H52V4H46V6H45V9L46 10H49L48 12L47 11H45V12H47L46 14H45V12L43 13V9L41 8V6L42 5H39L40 6V8L39 7H37L35 4L33 5V3H28V1H27V3H28V5H26L25 3V6L27 7V6H33L32 8L33 9H37L38 8V10L40 11V9H42L41 11H42V13L41 12H39L38 10H36V11H38L39 12V14L38 13H36V12H34L33 13V15L31 14L32 12V10H31V8H29V10H31L30 12V14L27 12V10H28V8L27 9H24L25 8V6L24 5H22V3L20 2V0H18V9H17V13H14V12H16V11H13L11 8L13 7V5L11 6V8L9 7L10 5H7L8 6V8L9 9H11V11L9 10V11H7L6 9H7V6L5 7V9L3 8V7H0V8H3V10H1L0 12L2 13H0V35L2 36V35H4V36H2V40L5 42V44H4V42H1L0 43V51L2 50V49H4L3 48V45L5 46V49L3 50V52L1 51L0 52V82H1V84H0V90H2V88L4 87V86H6L4 83L6 82V84H8L9 83V81L12 79V74H9V73H13V75H15V73L17 72V71H20V69H21V64H23V66L29 71V72H33V74L34 75H36V74H38V76L37 77H40V76H48V77H52V75H53V77H59V78H61V80H62V82H64V83H66V84H68L67 85V87L69 86L70 87V90H72L71 88H73V90H76V88L78 87L79 88V91L80 92H82V91H84V92H86L87 94H84L85 96L87 95V97L85 98L84 97V99H85V101L84 102H86L85 104H83V105H81V107L82 108H80L79 107V109H80V111H79V109H78V111H79V113H81V115H79V113H78V111H77V113H76V111L74 112V114H73V117L75 118L74 120H78L77 122H74V125H76V123H77V125L76 126H74L73 128H75V129H71L72 127H71V125H70V129L69 128H65V127H67L68 126V124H69V122L71 123V121H69L68 120V124H67V126L66 125H64L63 127H61V128H57V129H53V130H55V131H53V130H49L48 131V133H47V129L46 130H43V135L41 134L42 132H39V131H37L38 132V134L40 133V135H38L37 134V132H33L34 130H32V129H30L29 128V130L30 131H32L31 133H32V135L31 134H28V132L30 133V131H28V124H26V125H24L25 126V131H27V133L25 132V131H23V127L24 126H21L22 124V122H24L23 124H25V121H28V120H32L33 118L32 117H34V119H35V117H36V119L38 118L39 119V116L41 117V114H43V113H41L42 111L44 112V110H45V108H44V110H42L41 108H39L40 110H41V112L37 109V107H32L30 110V112L32 113V116H25V118L23 117L22 118V116H20V115H23L24 113H22V114H20V113H18L16 110L17 109H15V110H12V112L14 111V114L12 115V112H10V113H5V112H7V110L8 111H11L10 109H7V107H3V108H6L5 110L4 109H2V110H4L5 112V115H4V113L3 112H0V264H65L66 262H69V258H71V256H73L72 257V259H75L74 261H72L73 263H71V262H69L68 264H79V262L81 261V263L80 264H85L84 262H87V263H89L90 262V264H91V262H92V264H93V262H95L97 259L99 260L100 259V257L101 258H103V257H108V256H112V254L113 255H115V254H121V252H119V251H122V249H124V251H125V249L129 246V243L130 244H132V245H130V246H132L134 249H136V251L134 250V253H132V255L130 254V255H128L129 256V259H128V261L126 260V261H123L124 262V264H142L144 261H142V260H149L150 259V261L152 260V263L153 264H155V263H157V261H158V259H159V261L160 262H162V264H164L165 262H168L169 261V257H171V253H172V251H173V254L172 255H174V251H175V247H174V249H172V247L173 246H175V244L173 245V243H176L177 242V240H174V238L176 237V235H177V237L175 238V239H177V238H179V240H178V242L179 241H181V239H180V237L182 238V236H184V234L183 233H185V232H183V229H185L186 227H187V229H188V227L189 226H187V225H189L188 223H189V221H188V216H185V217H183L185 220L187 219V223H185V220L183 219L182 220V218L181 219H179L180 221H176V222H174V225L177 223V227L176 226H174L173 225V222H169L168 223V225L169 224H172L171 226H170V229L172 228V230H170V232H168L167 233V235H165L166 233L164 232V235H162L163 233H161V231L163 230V231H165V228L167 229V231H168V229H169V227H167V225L165 224V222H166V220H168L169 218H166L167 217V215H168V217H169V215H170V217H172V215H174L175 213H177L178 212V208H181V209H184L183 207H184V203H185V201L187 200V201H189L191 198V201H190V203H191V205H190V203L189 202H187V205H185V206H188V208H189V210H190V212H189V214L187 213V215H190V213H191V207L193 208V210H194V207L192 206L193 205V197H191L190 196V198H188V199H185V198H187L186 196H185V192H187L188 193V191L187 190H189L190 189V187H191V185H188L189 183H191L192 185H194V183H195V177L197 176V174H196V171L194 172L193 170V172H191V173H189L190 175L191 174H193V173H195V174H193L192 176H190V177H192L191 179H193L194 180V182L192 183V182H189L188 181V179L190 178H188L187 179V182H186V184L188 185V187L189 188H186L185 186H187L186 184H185V186L183 185H181L182 187H185V190H183L184 188H182L181 186V189H182V191H180L181 193H180V195H179V191H178V188L176 187V189L174 188V187H172V188H169V187H167V185H166V183L165 182H169V179L166 181H164V183H163V181H161L163 184H164V186H165V189H171V191L173 190V193L172 194H170L171 193V191L169 192V191H167V192H165L166 190H164L163 188H164V186L162 187L161 185H162V183L161 182H158L159 184H160V186L162 187V189H160V190H158L159 189V187L160 186H158V189L157 188H155L154 187V190H155V192H156V189H157V191H160V193H162L163 191H161V190H164V192L162 193V195H160L159 194V192H157V193H155L154 192V190L153 189H151L149 192L150 193H148V194H151V192H152V200L150 199V200H148L149 202L150 201H154L153 199H155L154 198V195L155 194H157L158 195V197H160L161 198V196H164L165 195V199L163 198H161L160 200H156L155 199V203H156V205L158 204V202H160V205L158 204L157 205V207H155V208H157L156 210H153V206L151 205V207L149 206V204H148V209L147 208H145V210L143 211V213L141 212L142 211V209L144 208V206L142 207V209L137 213V217H135L136 215L134 214V216H132V219L133 218H139V216H140V218H141V213L142 214H144L145 213V211H146V209H147V211L148 212H146L144 215L145 216H148L149 217V219H144V221L146 222V223H148V226L147 225H145L146 223H144V221H141V224L142 225H145V226H143L144 228H142V226L140 225V227L143 229V231H145V230H148L149 231V234H147L146 236L144 235V233H146V231L145 232H143V234H142V236H139L140 235V233H142V230H139V228L138 229H136V232H137V235H136V232H134L135 230L134 229H131V230H129V228L128 227H126V223H128L130 220H132V219H130V220H128L129 218H131L130 217V213H131V211H130V209H128V207H130L131 206V204L130 203H133L134 201L135 202H137L138 200H140L141 199V196L139 197L138 195H137V193H136V191H138L136 188V184L134 185L132 182L134 181H132V179H134L135 177L133 176V178L131 177L133 174H135L136 173V175H137V172L138 171H140V170H136V168H134L135 170H129L128 172H127V170L125 169V167H127V165L125 166V164H127V163H129V153H128V151L130 152H133V149L134 148H130L131 150H128V151H126L127 149H129V147H126L127 149H123L124 148V143H122V140H127L126 138L127 137H129L130 135H129V133L130 134H134V132H136V129L138 128L137 126H138V124L140 123V122H142V120H143V116H145L144 118L146 119V117L147 116H149V115H151V114H153L154 112H158L157 111V107H159V108H161L160 106L163 104V100L165 99V97H167L168 95L169 96H172L173 94H174V92H176L179 88H180V86H181V84L183 83V81L185 80V75H186V70H184V68L186 69V66L188 65L187 64V62H185L184 61V56H185V54H183L182 52L180 53V51H182L184 48H186V45H185V41H184V39L181 37L179 40H177V42H174V43H172V42H169V44L170 43H172V45L173 46H175V49L173 50L172 48V46H171V44L169 45L167 42H166V44L164 43V45L166 46V48L168 49V47H172V48H169L170 50L172 49V52L168 49H165V47L162 45L161 46V42H160V40L158 41L157 40V42L156 43H158V45H160L161 46V49H160V46H158V50L157 49H155V50H157L158 52L157 53H159V55H162V54H160V53H163L164 55H162V56H159V55H156L157 53H156V51L155 50H153V51H151L150 49H148V47H147V49H145V47L146 46H144L145 44H147L145 41H147V40H149L150 41V39H147V38H145V40H142V41H138L139 40V38L141 37L140 35L139 36H136L135 35V41H133L132 40V35L130 34L129 35V33H127V32H124L125 34V36L123 35V36H121L120 34H118L119 32H118V30L120 31V29H123V28H125V26H126V30H128L127 29V26L128 25H130L131 23H134L133 21H135V22H137L136 21V19H138V15H143V13L141 12V13H139V12H136V13H133V12H127V13H125V12H123L122 10H125V9H123V8H119L120 6L122 7V4H120V3H118V2H121V1H117V0H115V2H117L119 5H118V7H114V6H112L111 8H110V10H112V12L114 13V14H117V16H115L114 14H111L110 16L112 17V18H110L109 16H106V17H103L104 16V14L103 15H100L99 13H98V11L96 12L95 11V9L94 8H97L96 6V3H97V0H95L96 1V3H95V1L94 0H92L93 1V3H92V1L90 0V1H87L86 3H85V1L86 0H84V2L82 3V0H81V2L79 1V0H72V2H70L69 0L68 1H66V0H63ZM74 1V2H73ZM106 1H108V0H106ZM152 1V0H151ZM150 1V3H149V0L147 1V0H143V2H148V4L149 5H151V6H149V5H145V7L147 6H149V7H153L152 6V3H153V5H154V8L155 7H157V9H155L154 11H157V10H160L161 9V6H162V8H164L163 7V4H165L164 2H163V0H154V1H152L151 2ZM155 1H157V3H159L160 5V8H159V6H157V4H155ZM161 1H162V3H161ZM15 2L13 3V4H15ZM29 2H31V1H29ZM50 2V1H49ZM48 2V3H49ZM89 2V3H88ZM22 5V6H20V4ZM38 3V4H39ZM42 3H40V4H42ZM47 3V2H46ZM75 3H79V4H81L80 6H82V8L80 7V9L79 8H77L76 6H78L79 7V4L77 5V4H75ZM84 3L85 4H87L88 3V5H92V4H94V5H92L93 6V10H94V13L95 14H98V18L99 19H95V14H94V16L92 17L91 15L93 14V12L91 11V10H89L88 9V7H90V9H92V6L90 5V6H88L87 7V5H84ZM17 4H15V6L17 5ZM145 4V3H144ZM73 5V6H74ZM156 5V6H155ZM14 6V7H15ZM34 6H36V7H34ZM87 8H86V7ZM13 7V9H15ZM21 7H23L22 9H21ZM42 7H44V5L42 6ZM68 7H71L70 9H69V11H67L68 10ZM148 7V8H149ZM119 8V9H118ZM153 8V9H154ZM113 9H114V11H113ZM121 9V10H120ZM4 10H6L7 12H5ZM20 12H19V11ZM24 10H26L25 12H23ZM52 10V9H51ZM64 10L65 11H67V12H64ZM119 10L120 11H122V12H120V15H121V13H122V15L125 13V15H126V17L124 16V18H126V19H124L122 16L121 17H119ZM21 11H22V13L24 14V15H26V16H22L23 14L21 13ZM92 12V14L90 13L89 14V12ZM9 12V14H7ZM11 12V13H10ZM14 15H13V14ZM19 13H21V14H19ZM36 13V14H35ZM106 13H108V12H106ZM106 13H105V15H106ZM132 15H130V14ZM156 13V12H155ZM154 12H153V14H155ZM15 14L17 15V16H15ZM29 14V15H28ZM40 14L43 16H40ZM44 14V15H43ZM88 14V15H87ZM128 14L130 15V17L128 18L127 16H128ZM20 15V17H18ZM32 15V17H30ZM37 15V17H35ZM86 15H87V17H86ZM99 15H100V17H99ZM108 15H109V13H108ZM113 15V16H112ZM13 16V17H12ZM115 16V17H114ZM150 16V15H149ZM22 17H24V18H22ZM34 17V18H33ZM42 17V18H41ZM85 17V18H84ZM92 17V19H94V20H98L97 22H99V20L100 19H102V18H109L108 19V21L106 20L105 22L107 23L108 22V24H106V23H103L104 22V20L105 19H103V21L102 20H100L101 22L100 23H97L96 21H94V20H92V19H90ZM118 17V18H117ZM131 17H133V18H131ZM142 16H140L139 17V19H141L142 21L144 20V19H146V21H148V23H145L144 21H143V25H142V21L141 20H139V22L141 23H139V26H144V28L146 27V25H147V27H148V25H150L151 23L149 22L150 21V19L153 17H151L150 19L149 18H146V17H144V19H142L141 18ZM70 18H72V19H70ZM136 18V19H135ZM17 19V20H16ZM31 19V20H30ZM33 19V20H32ZM73 19H76V20H78V21H76V20H73ZM85 19H87V20H85ZM112 19L114 20L113 21V23L115 22V24H113L112 23ZM132 19V20H131ZM148 19V20H147ZM43 20V21H42ZM45 20V21H44ZM73 20V21H72ZM79 20H82V21H79ZM129 20H130V23H129ZM20 23H19V22ZM23 21V22H22ZM48 21V22H47ZM74 21L76 22V23H74ZM85 21H87V22H85ZM91 23H90V22ZM122 21H124V22H122ZM128 22V23H126V22ZM25 22V23H24ZM44 22V23H43ZM23 23V24H22ZM37 24V25H34V24ZM47 23V24H46ZM49 23V24H48ZM84 23H86V24H84ZM88 23V24H87ZM90 23V24H89ZM93 23V24H92ZM96 23V24H95ZM110 23H111V25H110ZM126 25H125V24ZM174 23V22H173ZM177 23V22H176ZM176 23H174V26H176ZM117 24H119V25H121L120 26V29H119V27H118V25ZM124 24V25H123ZM128 24V25H127ZM17 25V26H16ZM50 25V26H49ZM55 25H56V27H55ZM68 25V26H67ZM75 25H78V26H76V27H74ZM88 25H90V27H91V31H90V27L88 26ZM107 25V26H106ZM113 25V26H112ZM115 25L117 26V32H116V27H115ZM122 25L124 26V27H122ZM134 25V24H133ZM132 25V26H133ZM168 25V28H169V30H168V32L171 30V29H173L174 27H171V25L173 26V24H167ZM34 26V27H33ZM44 27V28H42V27ZM52 26H53V28H52ZM100 26V28H101V30L98 32V35H95L96 34V32L99 30H97V27H99ZM110 26V27H109ZM39 27V28H38ZM47 27V28H46ZM51 27V28H50ZM73 27V28H72ZM87 27V28H86ZM93 27L95 28L96 27V30L94 29L93 30ZM105 27H108V28H113L112 30L111 29H109V30H111V31H108L107 32V30H106V28ZM122 27V28H121ZM129 28L131 27V25L130 26H128ZM135 27V26H134ZM138 27V26H137ZM137 27L135 28V29H137ZM140 27V29H142L144 32H142V30H139V31H141V34H143L144 35V33H146V32H148L147 34H146V36L148 35V34H151V32L149 33V31H150V29L147 31L146 29H143V28H141ZM62 30H61V29ZM72 28V29H71ZM85 30H84V29ZM132 29H129L130 31L132 30V31H134L133 29V27H131ZM28 29V30H27ZM39 29V30H38ZM42 29V30H41ZM48 29H49V31H48ZM51 29H53L52 31H51ZM59 29V30H58ZM22 30V31H21ZM31 30V31H30ZM44 30V31H43ZM57 30V31H56ZM64 30V31H63ZM74 30L75 31H77V32H74ZM82 30H84V31H86V32H84V31H82ZM104 30V31H103ZM114 30H115V32H114ZM124 30V29H123ZM125 30V31H126ZM129 30H128V32H129ZM137 30V31H138ZM41 31H42V33H41ZM51 31V32H50ZM67 31V32H66ZM78 31H79V33H78ZM89 31V32H88ZM93 31H95V33L93 32ZM131 31V32H132ZM135 32L136 34L137 33H140V32ZM28 32V33H27ZM55 32V33H54ZM74 33V34H72V35H74V36H72L73 38H71L70 36V34L69 33ZM82 32H84L85 34L87 33V35H88V37H87V35H85L84 36V33H82ZM94 33V34H92V33ZM101 32H103L102 34H101ZM116 33L118 36H120V37H118L116 34L113 36L112 34V37H110L111 35H110V33ZM120 32H122V30L120 31ZM130 32V33H131ZM44 33V34H43ZM67 33H68V35H70V36H68L67 35ZM81 33V34H80ZM123 33V32H122ZM129 35L128 37H130L131 36V38H129L130 40H128L127 38H126V36H127V34ZM132 33H134V32H132ZM24 34V35H23ZM34 34V35H33ZM50 34V35H49ZM55 34V35H54ZM76 34H78V35H76ZM82 35V36H80V35ZM91 34V35H90ZM101 34V35H100ZM106 34L108 35L109 34V37H107L106 36ZM28 35H30V36H28ZM43 37H42V36ZM75 35H76V38H75ZM0 36V37H1ZM63 36L65 37V38H63ZM66 36H68V37H66ZM78 36H80L81 37V39H83L82 41H83V43L86 45L87 43H88V41H90V43L92 44L93 43V41H94V44L91 46L90 45V43H88L91 47H89V48H85L86 46H88V44L85 46V47H83V49L81 48V44H82V46H83V43H79L78 45H77V43H78V41H79V37ZM117 36V37H116ZM145 36V35H144ZM145 36V37H146ZM150 36H152V34L150 35ZM149 36V37H150ZM4 37V38H3ZM50 37V38H49ZM78 37V38H77ZM87 37V38H86ZM92 37H94V39L92 38ZM98 38V40H96L97 38ZM113 37H116L118 40H115L116 38H113ZM134 37V36H133ZM148 37V36H147ZM153 37V36H152ZM43 38V39H42ZM49 38V39H48ZM60 38V39H59ZM61 38H62V40H61ZM84 38H86L87 40L86 41H84L85 39ZM99 38H100V40H99ZM110 38V39H109ZM33 39V40H32ZM68 39V40H67ZM77 39V40H76ZM80 39V40H81ZM92 39V40H91ZM127 39V40H126ZM140 39H144V37H141ZM147 39V40H146ZM153 39V38H152ZM157 39H158V37H157ZM1 40V39H0ZM8 40V41H7ZM59 40V41H58ZM61 40V41H60ZM74 40V41H73ZM101 40H103V42H101ZM154 40H155V38H154ZM154 40H152V41H154ZM98 41V44H95L96 42ZM99 41L101 42V43H103V44H101L102 45V47L103 46H106V48H104L103 47V49H102V52H104L103 50L104 49H106L108 52L110 51V50H108L109 48L110 49H112L111 50V52H112V54H114L113 56L112 55H110L111 53H107V51L105 50V52L104 53H101L100 52V50H101V48H99L100 46H98V47H95L96 45H99L100 43H99ZM125 41V42H124ZM128 41V42H127ZM129 41H133V42H129ZM136 41H138V42H136ZM144 41V42H143ZM9 42V43H8ZM11 42V43H10ZM37 42V43H36ZM81 42V41H80ZM122 42H123V46L125 47V49H120V50H116V52H117V54L116 53H114V50L115 49H118V46H119V44H120V47L122 46ZM142 42V43H141ZM77 45H75V44ZM129 43V44H128ZM132 45H131V44ZM137 43H138V45H137ZM140 43V44H139ZM143 43H145V44H143ZM149 43V42H148ZM3 44V45H2ZM12 45V47H11V45ZM135 44V45H134ZM143 44V45H142ZM168 44V45H167ZM177 44H179V45H177ZM2 45V46H1ZM40 45H42V46H40ZM47 47H45V46ZM50 45V46H49ZM59 45V46H58ZM68 45V46H67ZM133 45L135 46V47H133ZM138 47H137V46ZM141 45L142 46H144L143 48L145 49V50H143V49H141ZM74 46V47H73ZM131 46V47H130ZM195 46L197 47V42L195 43ZM8 47H11L10 49H8ZM66 47V48H65ZM109 47V48H108ZM124 47H121V48H124ZM128 47V48H127ZM196 47H194L195 49H196ZM55 48V49H54ZM66 50H65V49ZM69 48V49H68ZM72 48V49H71ZM81 48V49H80ZM99 49V51H98V49ZM130 48H131V50H134L133 52L130 50ZM135 48L137 49H141V50H139V52L141 53V54H139V55H143V56H141L142 58H138L137 57V55H138V50L136 51L135 50ZM164 48V49H163ZM44 49V50H43ZM52 49V50H51ZM54 49V50H53ZM68 49V50H67ZM74 49V50H73ZM76 49V50H75ZM86 49H89L90 51H88V50H86ZM94 49H96V50H94ZM194 49V52L196 53L197 52V50L198 49H196L195 50ZM46 50H48V52L49 51H51V52H47ZM62 50V51H61ZM63 50H64V52H63ZM125 50V51H124ZM160 50V51H159ZM164 50V51H163ZM93 51L95 52H100V53H93ZM119 51V52H118ZM120 51H121V56L119 55V57H116L115 56V54L116 55H118V54H120ZM122 51H124V53L126 52L127 54L126 55H128V56H126ZM129 51V52H128ZM138 52V53H136V52ZM144 52V51H146L147 53L145 54V53H142V52ZM151 51V52H150ZM47 54H46V53ZM56 52V53H55ZM58 52V53H57ZM131 52V53H130ZM154 53V56H151V55H153V53ZM170 52V53H169ZM51 53V54H50ZM53 53V54H52ZM85 53V54H84ZM151 53V54H150ZM50 56H49V55ZM72 54V55H71ZM74 54H76V56L74 55ZM78 54V55H77ZM82 54V55H81ZM100 54V55H99ZM134 55L135 54V57L134 56H132V55ZM166 54V55H165ZM47 55H48V57H47ZM53 55V56H52ZM56 55H57V57H56ZM71 56V58L69 57V56ZM93 55H94V57H96L95 59H90L89 57H92V58H94L93 57ZM99 55V57L101 58V60H100V58L99 57H97V56ZM156 55V56H155ZM52 56V57H51ZM105 58H107V60L106 59H103L104 57ZM123 56V57H122ZM132 56V57H131ZM160 57L159 59H158V57ZM50 57H51V59H50ZM62 57V58H61ZM76 57H80V58H78V59H76ZM103 57V58H102ZM151 58V60H150V58ZM155 57H157V60H156V58ZM26 58H28V59H26ZM59 58H61L60 60H59ZM65 59V61H64V59ZM72 58H73V60H72ZM82 58H83V60H82ZM89 58V59H88ZM186 58V57H185ZM56 59V60H55ZM77 60V61H75V60ZM88 59V60H87ZM22 60V61H21ZM53 60V61H52ZM70 60V61H69ZM90 60V61H89ZM106 60V62H104ZM183 60V61H182ZM26 61H27V63H26ZM60 61H62V63L60 62ZM72 61V62H71ZM79 61V62H78ZM84 61H85V63H84ZM92 61V62H91ZM96 61V64L98 65H96L95 63H93V62H95ZM98 61V62H97ZM102 61V62H101ZM14 62H16L19 66L18 67H20V69L18 68V69H16V67H17V64L15 65V63ZM22 62V63H21ZM70 62H71V65H70ZM86 62L87 63H90L91 65H88V64H86ZM25 63V64H24ZM28 63H29V65L31 66H29L28 65ZM76 63H78V64H76ZM93 63V64H92ZM181 63V64H180ZM14 65V66H13ZM94 67H93V66ZM96 65V66H95ZM22 66V67H23ZM163 66H165V67H163ZM172 66H175V68H177V69H179L180 71H181V68L183 67V73H185V74H181L180 75V73L182 72H180L179 73V75H180V77L179 78H177L178 76V74L174 77L175 79H174V81L175 82H172L171 84H169L170 85V87L172 88V90L169 88V89H167L168 87H167V83L165 84L164 83V81H160L159 83H160V87L163 85H165L164 86V88H163V86H162V88L166 91L165 92V94L164 93H162V94H159L158 95V97H156V95L155 94H151L153 91H154V87H152V89H153V91H151L152 89H145L144 88V86L146 85V81L149 79V78H146L147 76H146V74H150L151 76H152V72H153V75H156V71H157V75H159L161 72H158V70H160L161 71V69H163V68H172ZM176 66H178V67H176ZM191 66V65H190ZM161 67V68H160ZM188 67V70L189 69H192L193 67L191 66V68L189 67V65L187 66ZM36 68H39V70L38 69H36ZM160 68V69H159ZM12 69V70H11ZM16 69V70H15ZM30 69V70H29ZM35 69L37 70V72L35 71ZM40 69L42 70L41 72H40ZM143 69V70H142ZM145 69V70H144ZM146 69H148L147 70V72H146ZM43 70H45V71H43ZM137 70V71H136ZM138 70H142V71H145V72H142V73H140V72H138ZM153 70V71H152ZM156 70V71H155ZM10 71V72H9ZM15 71V72H14ZM118 71V72H117ZM127 71V72H126ZM132 71V72H131ZM136 71V72H135ZM31 72V73H32ZM125 74H124V73ZM133 72H135L134 73V75H133ZM151 72V73H150ZM42 73H44V74H42ZM46 73V74H45ZM115 75H114V74ZM119 73V74H118ZM123 73V74H122ZM130 73H131V75H130ZM138 74V76H139V80H140V77H141V75H145V77H141V80H142V78H144L143 80H145V79H147L145 82L142 80V82L140 81H138L137 79V76L135 75V74ZM145 73V74H144ZM159 73V74H158ZM112 74V75H111ZM149 74H148V77H149ZM55 75V76H54ZM106 75L108 76V77H106ZM118 75H120L119 77H118ZM123 75H124V77H123ZM125 75L127 76V75H129V76H133L134 78H131V77H129V76H127L126 77V79H124L123 80V78H125ZM6 76V77H5ZM104 76H105V78H104ZM112 76L113 77H115L116 79L115 80H117L118 79V81L119 82H121L122 84V86H120L119 85V83L117 82V81H114V82H112L113 84H111V81H113V80H111L109 77H111L112 78ZM118 78H117V77ZM136 76V77H135ZM10 78V80H7V79H5V78ZM36 77V78H37ZM98 77H100V82H101V79H103L102 80V82L100 83V82H98L96 79H99ZM123 77V78H122ZM108 78V79H107ZM119 78L121 79V80H119ZM94 81H93V80ZM104 79H105V81H104ZM110 79V80H109ZM114 79V78H113ZM131 81L132 83L135 81L136 83L138 82L139 83V85L138 84H135V83H133L132 84V86L134 85H136L135 86V88H133L132 86H131V84H130V86H129V88H128V83H129V81ZM180 79V80H179ZM128 81V83L126 84V82H123V81ZM134 80V81H133ZM152 80V79H151ZM37 81H39V80H37ZM77 83H75V82ZM90 81V82H89ZM104 81V82H103ZM110 82V85H109V83L107 84V83H105V82ZM149 81H150V79L147 81V86H149V85H153L154 83L156 84V83H158V82H154L153 83V81H151L153 84H149L148 85V83H149ZM4 82V83H3ZM91 82L92 83H94V92H96V94L99 96L98 97V100H100L99 98L100 97H102V98H104V100H102V102L100 103V101L98 102L97 101V95L93 92V91H91L90 89H93V88H90L89 86H91V87H93L92 85H91ZM98 84H97V83ZM73 83H75V84H73ZM100 83V84H99ZM114 83H115V85H114ZM145 83V85H143ZM162 83V84H161ZM71 84H73V87H71ZM79 84H82L81 86H84L85 84V88L83 87H80V85ZM103 84V85H102ZM104 84H106V85H108V86H106L107 88L106 89H108L107 90V92L109 93V90H110V87H112L111 85H113V86H115L116 88H118L120 91H119V93H121L122 94V92L123 93H125V95H126V93L128 92V90L129 89H131V88H133V89H135L136 90V93H138L139 91L138 90H140V89H143L144 88V91L147 93H144L143 94V90L141 91L140 90V92H142L141 94H143V95H147L146 97H147V100L149 99V101H147V100H145L146 98H144L142 95H140V92H139V94L137 95V94H135V99H134V101H136L134 104L136 105H134V104H132V102H131V106H129L128 107V110H126V109H123V111L124 110H126L125 111V113H126V115L125 114H123V112L120 110V109H116V111H115V113L117 112V110H119V112L120 113H122L121 114V116L119 115V114H117V115H119V118L117 117V115H114V109H115V107L117 108V106H118V104L120 103V101L119 100H124V98H122L123 97V95H121V94H119L118 93V90L116 89V91H113V93H112V90H111V94L109 93V95L111 96H109L110 98H108V97H106L108 94L106 93V89L105 88H103L104 87ZM142 84V86H140ZM180 84V85H179ZM75 85V86H74ZM76 85H78V86H76ZM99 85L101 86H103V87H99ZM157 85L158 84H156V88H157ZM168 85V86H169ZM18 86H20V90H22L24 87H25V84H23V83H21V85H20V83H19V85ZM18 86H17V89H18ZM96 86H98V87H96ZM127 86V88H123V87H126ZM140 86V89H138L137 90V87H139ZM147 86H145L146 88H147ZM150 86V87H151ZM159 86V85H158ZM22 87V88H21ZM56 88H57V86H55ZM120 87H122L123 88V91L120 89ZM78 88H77V90H78ZM80 88H81V90H80ZM88 88V89H87ZM95 88H96V90H95ZM100 90V92H101V90H102V94L106 97H104V96H102V95H100L99 93V91H98V89ZM114 87H112V89H113ZM162 88H158V89H156V90H162ZM166 88V89H165ZM84 89V90H83ZM105 89V90H104ZM19 90V91H20ZM56 90H59L60 91V86H58V88L57 89H55V92L56 93H54L53 92V96H52V98H48V96H47V94H46V96H45V94L42 96V97H40V98H42L41 99V102L40 103H42L43 102V104H44V107H48V106H46L49 102H47L48 101V99L49 100H53L52 101V103L53 104H50V106L52 107V108H50V109H56V107H57V102L55 103V101H57V99H55V96L58 98L59 97V91H56ZM72 90V91H73ZM76 90V91H77ZM103 90H104V92H103ZM114 90V89H113ZM155 90V91H156ZM173 90H175V91H173ZM75 91V92H76ZM79 91H77V92H79ZM138 91V92H137ZM151 91V92H150ZM58 92V93H57ZM76 92V93H77ZM79 92V93H80ZM83 92V93H84ZM93 92V93H92ZM98 92V93H97ZM116 92V93H115ZM148 92L150 93V95H148ZM173 92V93H172ZM92 93V94H91ZM118 93V94H117ZM168 93V94H167ZM72 94H75L74 93V91H73V93ZM91 94V95H90ZM93 94H95L96 95V97L94 96L93 97ZM114 94H116V95H121V96H116V95H114ZM167 94V95H166ZM172 94V95H171ZM58 95V96H57ZM77 96H78V94H76ZM83 95V96H84ZM88 95H89V98H88ZM112 95L114 96V98L112 97ZM155 95V96H154ZM138 96H142V97H138ZM150 96V97H149ZM151 96H154L155 98L153 99V97H151ZM160 96V97H159ZM162 96V97H161ZM168 96V97H169ZM92 97V98H91ZM116 97V98H115ZM125 97V96H124ZM164 97V98H163ZM45 98L47 99V100H45ZM87 98L89 99V101H90V99L91 100H93L94 98V102L96 103V102H98V105L97 106H95L94 105V103H93V101H92V103H93V105H91L90 104V102L87 100ZM142 98H144L143 99V101L142 102H148V103H142L141 102V100H142ZM159 100H158V99ZM44 99V100H43ZM106 99H107V101H106ZM109 99H111V100H109ZM138 101H137V100ZM156 99V100H155ZM160 99H162V100H160ZM152 100V101H151ZM155 100V101H154ZM121 101V102H122ZM158 101V102H157ZM160 101V102H159ZM47 102V103H46ZM118 104H117V103ZM56 104V106H55V104ZM100 103V104H99ZM116 103V104H115ZM137 103L139 104H141L139 107L137 106ZM154 103H156V104H154ZM147 105V106H145V107H143V105ZM225 105H226V102L224 103ZM49 105V104H48ZM84 105H86V106H84ZM120 106H118V108L120 107V108H122V104H119ZM134 105V106H133ZM155 105H157V106H155ZM164 105V104H163ZM225 105H222L221 107H220V109L221 110H223V106H225ZM87 107V106H89L90 108H88L87 107V109L86 108H84V107ZM93 106H95V107H93ZM134 107V108H133ZM140 107H142V108H140ZM155 108V110H154V108ZM2 108V107H1ZM130 108V109H129ZM135 108H138V109H135ZM152 108V109H151ZM82 109H83V112H81L82 111ZM162 109V108H161ZM161 109H159V111L161 110ZM220 109L218 110V112L213 116V118L211 119V121L204 127V128H202L201 130H200V132H198V134H197V136H196V139H194L193 141H192V143H182L183 145H181L180 144V146L179 147H181L180 148V150L183 148V150H185V148L184 147H186V149H188V147H190V152H189V154H187L186 156L188 157V158H186L187 160H190L191 161V159L189 158V156H193L194 158H195V156H197L196 158H197V160L200 158V159H202V157H205L208 153V151H209V149L208 148H206L207 150L206 151H204L205 150V148L204 147H202L201 145L202 144H207L208 143V141H210V139H211V133L210 132H212L211 130L214 128V126L213 125H215V122H213V121H217L218 120V117H219V111H220ZM24 111V110H21V109H19L18 108V111ZM133 110H135L134 112H132ZM152 111H153V113H152ZM15 112H16V114H15ZM131 112V113H130ZM148 112V113H147ZM17 113L19 114V115H17ZM30 113V114H31ZM35 113H36V115H35ZM76 113V114H75ZM219 113V114H218ZM6 114H7V116H6ZM33 114H34V116H33ZM147 114V115H146ZM15 115H17V117L15 116ZM25 115V114H24ZM39 115V116H38ZM76 115V116H75ZM123 115V116H122ZM125 115V116H124ZM218 115V116H217ZM20 116V117H19ZM80 116V117H79ZM116 116V117H115ZM19 117V118H18ZM30 118V119H28V118ZM76 117H78V119H76ZM17 118V119H16ZM21 118V120L20 121H15V120H18V119H20ZM217 118V119H216ZM24 119H26L25 121H23ZM32 120V121H35V120ZM71 119H73V118H70V120ZM124 119V121H122V120ZM127 119V120H126ZM142 119V120H141ZM73 120V121H74ZM118 120V121H117ZM127 122H126V121ZM141 120V121H140ZM31 121V122H32ZM121 121V122H120ZM19 122H21L20 124H19ZM28 122H30V121H28ZM30 122V123H31ZM117 122H120V124H118ZM212 122H213V124H212ZM18 123V125L16 126V124ZM137 123V124H136ZM12 124H13V126H15L17 129H18V127L20 126L21 128H19L18 130L16 129H8V127L11 125L12 126ZM141 124V123H140ZM139 124V125H140ZM212 124V125H211ZM124 125V126H123ZM4 126H7L5 129L3 128ZM13 126H12V128H13ZM27 126V127H26ZM31 126V125H30ZM73 126V125H72ZM133 126V127H132ZM135 127V128H134ZM137 127V128H136ZM208 127V128H207ZM9 128H11V127H9ZM23 128V129H22ZM209 128H210V130H209ZM2 129H4V130H6L5 132H4V130H2ZM7 129L8 130H10V131H7ZM21 129V131L19 132V130ZM27 129V130H26ZM66 129H68V130H66V131H71L72 130V132H73V135H72V133H71V135H72V137H71V139L69 140V136L67 137L68 139H65L66 137H64L63 139L60 137V136H62L63 137V135L61 134V132H62V130L63 131H65ZM57 130H60V135L59 134H56L55 135V133H58V131ZM46 131V132H45ZM51 131V132H50ZM65 131V133H66V136L67 135H69V134H67V133H69V132H66ZM75 131V132H74ZM201 131H203V132H201ZM27 134L28 135V138L26 139L25 137V134ZM207 132H209V133H207ZM34 133V134H33ZM35 133L37 134V137H36V135H35ZM45 133V134H44ZM63 133V132H62ZM65 133H63L64 135H65ZM206 133L208 134V135H206ZM127 134H128V136H127ZM202 134V135H201ZM29 135H31L32 137H33V139H34V141H33V139H32V137H29ZM34 135V136H33ZM58 135H59V137H58ZM131 135V136H132ZM201 135V137H199ZM207 136V137H206ZM42 137V138H41ZM141 137V136H140ZM162 138H160V139H153V141L155 140V142H157L156 144H154V143H152V141H151V144H150V146H151V148H153V147H157L156 145H158V147H159V145L161 144V142L163 141V136H161ZM197 137H199L200 139H197ZM204 137H206V138H204ZM29 138H31L32 139V141H30L31 139H29ZM41 138V141H42V144L44 143V146H40L41 148H39V143H40V141H39V139ZM142 138V137H141ZM143 138L145 139V136H143ZM147 138V137H146ZM158 138H159V136H158ZM203 138H204V142H203ZM65 139V140H64ZM148 139V138H147ZM147 139H145L146 140V142L148 143V141H150L151 139H148V141H147ZM162 139V141H159V143L160 144H158V140H161ZM205 139H206V141H205ZM38 140V141H37ZM141 140H143V139H140L139 138V141H140V143L142 142ZM145 140H143L144 141V143H146L145 142ZM201 140V142H199ZM27 141H30L31 142V144H32V142L34 143L33 145H28V144H30L29 142H27V145L26 146H29V147H26L25 146V144H26V142ZM65 143H64V142ZM139 141H137V142H139ZM122 143V144H120L121 145V147H119V149H118V147H115L114 149L112 148V147H114V145L116 146L117 145V143H118V145H119V143ZM195 142V143H194ZM197 142H199L198 144H200L201 143V145H199V147L197 146L198 144H197ZM203 142V143H202ZM140 143L139 144H136L137 145V147H139L140 146ZM143 143V142H142ZM141 143V144H142ZM142 144V149H143V147L145 146V151H144V149H143V151H144V154H145V157H146V153L148 152L149 154V156H148V158L149 157H151L152 155L151 154H154L153 156L154 157H156V158H158V156L159 157H161V155L163 154V149H162V153L161 152H159V150H161L160 149V147H159V150H158V152L157 151H154V150H156V149H158V147L155 149H151L150 148V146H149V144ZM150 143V142H149ZM153 144H154V146H153ZM193 144L195 145L196 144V146L199 148H196V146H194V151L195 150H197V151H195V152H192L191 153V151H193L192 150V148L191 147H193ZM41 145V144H40ZM146 145L151 149L150 151L149 150H147V149H149V148H147L146 149ZM189 145V146H188ZM30 146H31V148H30ZM38 146V147H37ZM135 146V145H134ZM133 146V147H134ZM153 146V147H152ZM174 146H176V144L175 145H172V147H174ZM1 147H2V149H1ZM32 147H33V150H32ZM136 146H135V148L137 149V150H139V148L141 147H139V148H137ZM171 147V148H172ZM177 147V146H176ZM176 147H174L175 149H173V150H178L179 149V147H177V149H176ZM34 148H35V150H34ZM110 148H112L113 150H115L116 148L118 149H116V152H117V154L118 155H120L121 156V154H119V152L118 151H122V152H120V153H126L127 152V154H128V156H127V158H126V156H125V154H122V155H124L125 157H120V156H118V155H116V152H115V155L113 154V152H112V154H113V156H109V157H104V154H103V152L104 151H106V154H108L107 153V150H108V152L109 151H112V149L111 150H109ZM171 148H169V149H171ZM196 148V149H195ZM8 149V152L6 151ZM135 149V150H136ZM168 149V151H170V152H166V151H164V155H165V152H166V156H168L169 157V155L170 154H172V155H170V156H173L174 155V152H175V154H176V151H173L172 149L171 150H169ZM1 150H3V151H1ZM4 150H5V154H3L4 153ZM124 150L126 151V152H124ZM134 150V151H135ZM140 150H141V148H140ZM139 150V152H141V154L143 155H141V159H144V158H142V157H144V154H143V152L142 151H140ZM189 150V149H188ZM101 151H103L102 153H101V157L98 155V154H100L99 152H101ZM173 151V153H171ZM204 151V152H203ZM3 152V153H2ZM138 151H135V152H133L134 154L135 153H137V154H139L138 156H136V155H133V156H136V157H139L140 158V153H139ZM146 152V153H145ZM205 152H206V154H205ZM6 153H8L9 155H7ZM159 155H158V154ZM198 153V154H197ZM200 153V154H199ZM102 154H103V156H102ZM110 154V153H109ZM155 154H157V156H155ZM161 154V155H160ZM194 154V155H193ZM111 155V154H110ZM164 155H162V156H164ZM131 156V155H130ZM133 156H131L132 158H135V157H133ZM131 157H130V159H131ZM193 157H191L192 159H194ZM126 158V159H125ZM148 158H146V161H148L149 160V162L153 159L154 160V158L152 157V158H150V159H148ZM165 158V157H164ZM195 158V159H196ZM148 159V160H147ZM166 159V158H165ZM132 160V159H131ZM134 160V159H133ZM135 160H137V158H135ZM152 160V161H153ZM221 160L222 159H220L219 158V160L218 161H213V162H210L209 164H207L204 168H205V170L207 169V172L209 171H213L214 170V168H217L218 166H220L219 164H217V166L216 165H214L213 166V163L214 162H218V163H220L221 164ZM138 161V165L140 166V168H141V163H140V161L141 162H145L144 164H142V166L143 165H145L146 164V161L145 160H140V159H138L137 160ZM125 162H127V163H125ZM131 162H133V161H130V164H132ZM148 162V163H149ZM134 163V162H133ZM136 163L137 162H135L134 164L136 165ZM147 163V164H148ZM129 165V164H128ZM134 165V166H135ZM211 167H209V166ZM75 166H77V168H75ZM79 166V167H78ZM99 166H100V168H99ZM125 166V167H124ZM137 166V165H136ZM138 167V166H137ZM206 167H208V168H206ZM77 169L75 172H74V175H72L73 174V169ZM79 168V169H78ZM102 168H104L103 170H105V171H103V170H101V171H103V172H106V171H108V172H106V174L105 175H101L100 174V171H99V169H102ZM139 168V169H140ZM212 168H213V170H212ZM234 168V167H233ZM67 169H69V170H67ZM71 169V170H70ZM120 169H122V170H120ZM123 169L125 170L124 172H123ZM138 169V168H137ZM203 169V168H202ZM211 169V170H210ZM121 171V172H123V173H121L120 174V172L119 171ZM205 170H203V171H205ZM67 171V172H66ZM68 171L70 172H72V174H71V172L70 173H68ZM119 173H118V172ZM65 172L67 173V174H69V175H72V177L73 178H75V180L78 182H80V183H85L86 181L85 180H87V185L89 184V186H92V187H90V188H87V187H89V186H87L86 187V185L84 184H81V187H83V186H85V187H83V194H82V192L80 191V189H82V188H80V187H77V185L79 184V182L77 183V182H74V179L72 178V177H69L68 176V178H69V181H67L68 179H67V176H65ZM80 172H83V173H85V174H83V173H81L82 175H79L80 174ZM103 172H102V174H103ZM129 174H127V173ZM206 172V171H205ZM208 172V173H209ZM88 175H87V174ZM97 173H98V176H99V174L101 175V177H99V180H97L98 179V176H96L97 175ZM211 173V172H210ZM66 174V175H67ZM76 175H78L77 177H76ZM83 175H84V177H83ZM131 175V176H130ZM82 178H84V179H82V181L80 180L81 179V177ZM89 176H90V178H89ZM129 176L131 177L130 178V180H131V182H129L128 181V179H129ZM64 177H66V182H65V179H63ZM78 177H80V179L78 178ZM86 177H88V179L86 178ZM97 177V178H96ZM72 178V179H71ZM100 178H102L101 179V181H102V183H101V181H100ZM74 182V184H73V182L71 181V180ZM191 179H189L190 181H191ZM209 181H207V180H204V182H203V187L205 186V187H207V185H208V183L210 182V179L209 178H207ZM63 180V181H62ZM88 180H89V182H88ZM171 180V179H170ZM172 182H173V180H171ZM171 181L169 182L170 184H168V186L169 185H172L171 184ZM205 181H207V183L205 182ZM72 182V183H71ZM77 185H76V184ZM107 183V184H106ZM135 183V182H134ZM206 183V184H205ZM105 184H106V186H105ZM74 185V186H73ZM83 185V186H82ZM103 187H102V186ZM108 185V186H107ZM158 185V184H157ZM174 185V184H173ZM79 186H80V184H79ZM104 186L105 187H107V188H104ZM136 188H135V187ZM73 187H76V188H73ZM101 187H102V190H104V189H108L109 190V188H111V190H109V191H114L115 192V194H117V195H115L114 194V192H113V194L115 195V196H117V198L119 197V200H117L118 202H120L121 201V204L122 205H126V204H128L129 206L127 207V205H126V209H128L129 211H130V213H129V211L128 212H126V211H121L120 213L121 214H118V217L120 218H118L117 220H118V223L120 222V224H121V221H122V225L121 226H123V230H125L126 231V233H129L130 234V236H129V234L127 235L126 234V237L124 238V236H121L122 237V239L123 240H120L121 238H119V237H117L118 236V234H117V236H115L114 235V233H115V231H114V233H112L113 232V230L112 229H115V228H120V224H118V225H115V227H113V228H110L109 230H108V232L110 233L111 232V235L108 233V235H110V237H114L115 236V240H116V237L117 238H119V240H117V241H115V242H112V241H110L111 243H108V244H105V246H106V248H105V250H103L104 248H103V246H102V248L101 247H98L97 245H95V247H94V250L95 249H97V251H98V253L96 254V253H94V250L92 251V253L90 252L89 254L87 253V256H86V254H83L82 252L79 254V250H74V253L72 252L73 250V248H71V246H68L67 247V245L69 244V243H66V245L65 244H63L62 245V248H66V249H69L68 251H65L64 249H63V251H64V253L62 254V255H65V257H68V260H67V258H64L65 259V261L66 262H64V259H63V257L64 256H62L61 254V256H59V254H58V256H56V258L54 257L60 250H62V248L59 246L58 248L57 247H55L56 249H57V251L58 252H56V250H55V248H53L52 247V244L50 245V242L51 241H53L54 242V239H53V237H54V233L56 232V230L54 231V227H56L55 229H57V227L59 228L60 227V225L62 224L61 222H62V218H64L65 220H66V218H68V214L71 216V215H73V214H75L76 215V213H77V211H72L73 209L74 210H76L78 207V205H77V202H79V201H77V200H75V199H79V197L81 198V199H83V200H87L86 202H88V200H89V198L87 197V195L89 194V197L92 195V192H93V194L95 193H97V192H99V190L100 191H102L101 190ZM109 187V188H108ZM157 187V186H156ZM160 187V188H161ZM171 187V186H170ZM74 190L75 189V191H72V189ZM78 188H80V189H78ZM92 188L94 189V190H96V191H94V190H92ZM96 188V189H95ZM100 188V189H99ZM174 188V189H173ZM76 190H77V192L79 193V192H81V194L82 195H80V193L78 194L77 192H76ZM84 190H86V191H84ZM153 190V191H152ZM174 190H176V192H177V195H176V192H175V195L176 196H174V197H177V196H182V195H184V196H182V197H180V198H177V200H176V198H174L175 200H172V202L173 201H175V203H179V204H175V203H173V204H175V205H170L168 202H169V200L171 199V198H168V196H171V195H174ZM91 191V193H89ZM74 192L75 193H77V195H79V197H77V195H76V197L73 195L74 194ZM155 194H154V193ZM192 193H191V195L193 194V196H195L196 197V195H197V191H191ZM85 193H87V194H85ZM139 193V192H138ZM185 193V194H184ZM196 193V194H195ZM166 194H168L167 195V198L169 199L168 201H167V199H166ZM195 194V195H194ZM70 195V196H69ZM75 197V199H73L74 197ZM84 196V197H83ZM155 197H156V195H155ZM158 197H156V198H158ZM194 197V198H195ZM72 198V199H71ZM159 199V198H158ZM185 200V201H183V200ZM163 200V201H162ZM179 200V201H178ZM69 201H70V203H69ZM74 201L76 202V205H74L75 203H74ZM148 201H147V203H148ZM158 201V202H157ZM162 201V202H161ZM164 201L165 202H167L166 203V205H164ZM180 201H183V203L180 205ZM85 202V203H86ZM135 202L133 203V204H135ZM264 200L262 201V203L261 204H263V205H258L256 208H253V210L254 209H256V210H254V213L253 214H247V216L248 217H252L253 215H254V217H252V219L254 220H251V221H253L252 223H249L248 222V220H250L249 218H246L247 219V221H244V223H243V226H244V228L243 229H245V230H247V231H249V232H247V231H245V232H247V237H245L246 236V233H244V231L242 230V234L241 235H243V236H239V237H243V238H240L239 239V237H238V240L236 239L235 241L236 242H234L235 243V245H232L230 248L229 247H227V249L225 250V251H223V254H222V252H221V254H219L218 256H217V258L216 259H214V260H216V261H213V263L211 262H209V263H207V264H223L224 262V264H229V262L231 261L230 260V258L229 257H234L236 254H238V253H240V252H244L245 251V249H247V246L246 247H244L248 242H246V241H249V239H251L252 240V242H253V244H252V246L253 245H255L256 243H257V241H258V237H257V235L259 236V235H261L260 234V232L262 231L261 230V228L260 227H262L263 228V225H264V209H263V206H264ZM80 203H81V200H80ZM80 203H78V204H80ZM84 202H82V204H81V208L79 209H77V210H82L84 207H85V204ZM170 203H171V200H170ZM189 203V204H188ZM85 204V205H84ZM121 204H120V206H121ZM150 204H153V203H151L150 202ZM167 204H169V205H167ZM172 204V203H171ZM76 207V209L73 207ZM84 205V206H83ZM124 205V206H125ZM161 205H163V206H161ZM177 205H180V207H178ZM183 205V206H182ZM82 206H83V208H82ZM133 206V205H132ZM159 206H161V207H159ZM165 206H167V208L165 207ZM168 206L170 207V208H172V207H176L175 208V211H174V208H173V210L172 209H169L168 208ZM191 206V207H190ZM260 206H262V209H263V211H260L261 209V207ZM70 207V208H69ZM79 207H80V205H79ZM122 207V206H121ZM146 207V206H145ZM159 207V208H158ZM226 207L227 206H225L224 208H225V210H227L226 209ZM260 207V208H259ZM73 208V209H72ZM152 208V209H151ZM154 208V209H155ZM163 208V209H162ZM187 208V209H188ZM125 209V210H126ZM161 209V210H160ZM177 209V210H176ZM180 209V210H181ZM186 209V208H185ZM259 209V210H258ZM75 212V213H73V214H70L71 212ZM172 210V211H171ZM193 210H192V212H193ZM251 209H249V211H250ZM252 210V211H253ZM257 210L258 211H260V212H257ZM171 211V212H170ZM251 211V212H252ZM50 212V213H49ZM70 212V213H69ZM163 212V213H162ZM173 212V213H172ZM175 212V213H174ZM187 212H188V210H187ZM256 212V213H255ZM139 213H140V215H139ZM171 213V214H170ZM258 213V214H257ZM63 214V215H62ZM66 214V215H65ZM161 214H162V217H160L161 216ZM167 214V215H166ZM56 215V216H55ZM57 215H58V217L60 216V215H62V216H60V218H58L57 217ZM74 215V216H75ZM133 215V214H132ZM139 215V216H138ZM144 215H142L143 217H144ZM158 215H159V217H160V219H159V217H158ZM258 215V216H257ZM54 216V217H53ZM64 216H67L66 218L64 217ZM163 216L165 217V218H163ZM225 216H227V215H225ZM81 220L83 219V221L85 222V218H86V214L85 213H82V215H81ZM156 217H158V220H156ZM52 218H53V220H52ZM56 218H58V219H60V223L57 221L58 219H56ZM70 219L72 218V217H69ZM74 218V217H73ZM72 218V219H73ZM146 218V217H145ZM154 218V219H153ZM163 219V222H164V220H165V222L163 223L162 222V219ZM226 218V217H225ZM229 218V217H228ZM226 218V220L228 221V223L230 222V220H231V218ZM142 219V220H143ZM150 219H153V220H155V222L156 221H158V222H160V223H158V222H156V223H153L154 221L152 220V222H150ZM64 220V221H65ZM116 220V221H117ZM127 220H128V222H127ZM148 220V221H147ZM161 220V221H160ZM170 220V219H169ZM235 220H237L236 218H235ZM235 220H234V218H233V220L231 221V223H229V224H231V225H234V224H236V222H235ZM58 222V224H59V226H57V224H55V223H57ZM66 221H72V220H66ZM65 221V222H66ZM126 221V222H125ZM225 221V220H224ZM84 222H82V223H84ZM144 224H143V223ZM149 222H150V224H149ZM164 224V225H166V226H164L162 223ZM179 222H181V223H179ZM124 223V224H123ZM152 223H153V225L155 224V226H153L152 225ZM259 223H261L262 225H260ZM66 224H67V222H66ZM159 224H160V226L163 228V226H164V228L161 230V228L159 229L158 227H160L159 226ZM180 224V225H179ZM184 224H185V226H184ZM149 225L151 226V227H149ZM158 225V226H157ZM231 225L229 226L230 228H231ZM117 226V227H116ZM255 226H259L258 228L257 227H255ZM149 227V228H148ZM156 227V228H155ZM247 227H249V229L247 228ZM95 228L96 227H94V230H92V231H97L98 230V228H96V230H95ZM122 228V227H121ZM120 228V229H121ZM140 228V229H141ZM146 228V229H145ZM148 228V229H147ZM151 228V229H150ZM155 228V230L153 231V229ZM175 228V229H174ZM183 228V229H182ZM253 228V229H252ZM255 228L257 229V230H255ZM161 230L160 232H159V234L158 235H160L161 234V238H157L159 241H157V240H155V243H151V245L149 246V239H151L150 238V236L152 237V232L154 233L156 230ZM53 230V231H52ZM138 230L139 231H141L140 233H138ZM178 230V231H177ZM181 230H182V232H181ZM117 231V230H116ZM127 231H132V232H127ZM162 231V232H163ZM172 231V232H171ZM186 231V230H185ZM259 232V234H257L258 232ZM52 232H54V233H52ZM75 231H73V233H74ZM180 233V235H179V233ZM52 233V234H51ZM155 233H158V231H156ZM154 233V234H155ZM170 233V234H169ZM177 233V234H176ZM183 235H182V234ZM250 233V234H249ZM112 234L114 235V236H112ZM153 234V235H154ZM173 234V235H172ZM50 235V236H49ZM73 235V234H72ZM72 235H71V237H72ZM74 235H75V233H74ZM125 235V234H124ZM137 237H136V236ZM158 235H155V238H156V236H158ZM182 235V236H181ZM129 236V237H128ZM145 236V237H144ZM179 236V237H178ZM258 238H256V237ZM108 237V236H107ZM106 237V238H107ZM135 237H136V239H135ZM142 238V239H138V238ZM154 237V236H153ZM249 237V238H248ZM51 238L53 239V240H51ZM69 238H70V236H69ZM143 238H145V239H147V242H144V241H146V240H144V241H141V240H143ZM155 238H152L150 241H154L153 239H155ZM49 239H50V241H49ZM70 239H72V238H70ZM109 239L110 238H107L106 240H108V241H103L102 243L104 244V242L106 243V242H109ZM169 239V240H168ZM173 239V240H172ZM248 239V240H247ZM256 239H257V241H256ZM69 240V239H68ZM112 240L114 241V238H112ZM133 240V241H132ZM134 240H135V242H134ZM171 240H172V247H170L169 245H168V243H171ZM250 240V241H251ZM130 241H132V242H134L135 243V245H134V243H132V242H130ZM157 241V242H156ZM167 241V243H166V245H168L169 247L167 248L166 247V245L164 244L165 242ZM141 242H143L144 244H145V246H143L144 244L143 243H141ZM178 242L176 243V246L178 245ZM245 242H246V244H245ZM48 243H49V245H48ZM142 244V246H141V244ZM250 243V242H249ZM110 244V245H109ZM126 244H128L127 246H126ZM140 244V246H137V245H139ZM153 244H155L154 245V247H157V248H159L158 250H156L155 251V249H153V251H155V252H150V251H152V249H151V247L153 248ZM164 244V245H163ZM233 244V243H232ZM245 244V245H244ZM49 247H48V246ZM134 245V246H133ZM161 245H163V248H161L162 246ZM171 245V244H170ZM231 245V244H230ZM50 246H51V248L52 249H54L55 251H53V253H51L52 252V249L50 248ZM63 246H65V247H63ZM104 246V247H105ZM124 246H126V248H124ZM159 246V247H158ZM252 246H248V247H252ZM70 247V248H69ZM140 247V248H139ZM164 247H166V248H164ZM245 248L244 250H243V248ZM48 248H49V250H48ZM119 248V249H118ZM149 248H150V250H149ZM169 248H171L170 250H169ZM72 251H71V250ZM98 249H101V250H98ZM113 249H115L114 251H113ZM121 249V250H120ZM163 249V250H162ZM103 250V251H102ZM109 250V251H108ZM119 250V251H118ZM169 250V251H168ZM75 251H76V253H77V255H78V257H76L75 256ZM100 251V252H99ZM158 251V252H157ZM166 252V253H169V255H168V257H167V255H164V254H166L165 252L164 253H160V254H157V253H159V252ZM61 252V251H60ZM59 252V253H60ZM66 252V253H65ZM68 252V253H67ZM70 252V253H69ZM96 252V251H95ZM102 252H103V254H102ZM123 252V251H122ZM152 253V254H148V253ZM157 252V253H156ZM171 252V253H170ZM236 254H235V253ZM62 253V252H61ZM71 253H73L72 255H71ZM105 253V254H104ZM82 254H83V256H82ZM90 254H92V255H90ZM153 254H155V255H157L156 257L158 258H156V260H154V258H155V256L153 255ZM163 254V256H161ZM234 254V255H233ZM68 255V256H67ZM80 255V256H79ZM90 255V256H89ZM102 255H104V256H102ZM106 255V256H105ZM151 255H153L154 256V258H153V256H151ZM158 255H160V257L161 258H159V256ZM223 255V256H222ZM83 257L82 259H79L80 257ZM86 256V257H85ZM116 256V255H115ZM164 256H166L167 258L166 259H168V261H166V259L164 258ZM55 258V260H52V259H54ZM57 257H59L58 259H57ZM61 257H62V259H63V261H62V259H61ZM77 258V259H76ZM128 258V257H127ZM126 258V259H127ZM145 258H147V259H145ZM172 258V257H171ZM231 258V259H232ZM60 259V260H59ZM84 259V261H82ZM116 259V258H115ZM164 259V260H163ZM78 261V262H75V261ZM101 260V259H100ZM165 261V262H163V261ZM171 261H172V259H170ZM228 260V261H227ZM117 260H115L114 261V263L113 264H123L122 262L121 263H119V261H117ZM140 261H141V263H140ZM171 261H169V263L171 262ZM102 262V260L101 261H99V263L96 261V263L97 264H102L101 263ZM160 262H158L159 264H160ZM86 263V264H87ZM151 263V264H152ZM157 263V264H158ZM169 263H165V264H169ZM259 264L258 262H253L252 264ZM67 264V263H66Z\"/></svg>",
  "mask_w": 264,
  "mask_h": 264
}]
</instances>
